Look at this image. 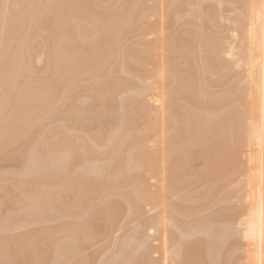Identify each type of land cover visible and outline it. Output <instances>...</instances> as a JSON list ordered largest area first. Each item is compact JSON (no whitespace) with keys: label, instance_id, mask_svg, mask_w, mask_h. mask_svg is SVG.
Here are the masks:
<instances>
[{"label":"bare ground","instance_id":"1","mask_svg":"<svg viewBox=\"0 0 264 264\" xmlns=\"http://www.w3.org/2000/svg\"><path fill=\"white\" fill-rule=\"evenodd\" d=\"M41 1L42 0H0V103H1V105H0V110H1L0 111V127H2L3 123L5 122L4 126L2 127V129L3 128L4 129L2 130L0 128V130H2L0 132L2 133L4 130L5 131L9 130L8 124H9V126H11L13 124L12 121L15 122L14 126H16L13 129L11 128L12 127L11 126L10 127L11 130H9L8 132L4 131L3 132L4 135L0 133V152L1 151L3 152L5 150H7L9 147L13 146V144H15V142L17 140L18 141L20 139L22 140L21 137L23 134H24V136L31 134V133H29L30 131L32 132V130H30V129H33L35 126H37V125H35L36 123L37 124L40 123V124H38L39 125L38 127H40L41 123L44 120L43 118L51 112H48L47 114L45 113L44 115L42 113L48 111L51 108V106H53L54 104H57V102H58V104L60 102L62 103L61 100L62 99L64 100L65 96H67V94H68V93L65 94L67 91L64 93V90H66V89L69 90L68 88L71 85H75V86L78 85L77 83L79 82V80H78L79 76H81V77L87 76L88 77L89 75L90 76L92 75V76H94L93 77L94 78V81H93L94 84L92 86V83H90L91 85L90 84L88 85V89H89V87H90V89L89 90L86 89L87 91L86 90L85 91L87 93H88V91L91 93L90 90H92V92L98 97V98H96V100L100 99L101 101H103V98H105V95L106 96L110 95L109 97L111 100V98L112 97L114 98V96H117L115 94H118L120 91L121 92H128L127 93L128 96L135 95L137 97L134 98L135 101L131 102V106L129 107L130 110H128V108H127L128 105L127 106L124 105L122 97L120 95V99H119L120 104H118V105H121V107H123V105H124V107L121 108L119 106V108L121 110L122 109L124 110L126 107V109H127V111L125 110L126 113H123V112L122 113L127 114V115L129 113V118H128L129 120H131L130 115H132V116L134 115L133 120L137 119L136 116H141L139 114L144 115V117H139L142 119L144 118L143 123L141 125L140 124L138 125L139 122L137 123L136 121L135 122L137 123V125H135V126H133L134 124L131 125V123H133L134 121L133 122L130 121V123L128 124L127 122H129V120L126 119L128 117L127 115H124L125 117H123V119L124 118L126 119L123 121V123H125V125H126L125 127L123 126L122 123H121L122 125H118V123L116 122L119 129L116 126V124L114 126H115V128L117 127L116 129L119 132H121L122 129L125 128L123 130V135H121V136H120L118 131H116L114 133L115 130H114L113 126H112L113 129H112V133H111V130H110L111 127L107 123L109 125V127L107 126L108 127L107 128L103 124H100V127L98 126L99 130H97V134L93 137V138H95L94 141H96L97 139L103 138L104 142H105V138L103 137L104 134L109 135V136H105V137H107L106 140L107 139L109 140V141L107 140L105 143L108 145H113V146H114V144H116L114 142L118 141L117 147L115 146V148L114 147L112 148L113 150L117 149V151H118L117 153L115 152L116 150L115 151L111 150L112 146H110V148H109V147H107V145H104L105 143L104 144L100 143V144H103L102 145L103 147L106 146L108 148V150L110 149L111 150L110 152H115V154H116L114 156L115 160H113V161L111 160L112 162H115L113 164H116V169H112L113 164L110 163L111 161L109 162L111 165L108 164L111 166V169L113 171H115V170L119 171L120 170V171H124L127 173L134 171V173H132L134 175L133 180L130 179L132 177H131V175H129V173L128 174L123 173L124 175H126V174L129 175V176L126 175L127 179L128 178L130 179V180L128 179L127 181L132 180L130 183L133 186V187L132 186L131 187L133 188L134 193H131L130 189L127 188V186H130L131 184L130 183L125 184V179L121 180L122 177H119L117 179L115 178L118 182L114 179L116 181V182L114 181L115 182L114 183L112 181L113 177H112V179H111V177L109 178V176H108L109 172L108 171H110V166L108 167L109 169L107 168L108 165H106V167H104L108 171H106L103 167H102V169L104 171H102V169H101L102 173H107L108 180L111 179V181H109V182H113L110 185L113 187L114 186L116 187V189H117V190L115 189L116 190L115 193H117L116 196L120 195L121 190H122L121 194L124 196L123 192L127 189V191L129 190L130 192L125 191L128 194L127 195L125 193L127 195V196L125 195V197L128 198L127 201L130 199L131 201H129V202H131V203L133 202V204L129 203V205H130V207H129L130 211H129V209H127L128 208L127 205L124 208V205H123L121 200L116 199L119 201L118 204H120V201L122 203V205L120 204V205L116 206V205H114L115 201L111 199L113 197L110 198V200L114 201L112 203L114 206L112 207L110 204V206H111V208H113V210L109 207V209L113 213L112 215L110 214L112 217L110 216L111 218L109 217L108 221L105 218V220H106L105 222L107 223V224L106 223L105 224H106V226H108L107 231H109V233H110V231L113 232L115 225H117L115 221H116V218L120 215V211H117L120 209L119 206H121L122 209H124L122 213H124V211L128 210L127 211V212H129L128 216H127L128 218H129V215L131 212H132L131 214L134 213L135 215H138L136 217H139V216L145 215V213H146V211H148V209H149V211H152V209H156V208H158L160 210L159 212H156L157 213L156 215L155 214H154V216L151 215L152 217H150L148 219L145 218L144 221L142 222V225L140 224V226H142V230L141 231L139 230L140 234L138 232H137V234L140 235L139 240H141V238H142L141 243H143V249L141 251H139V254L137 253L138 255L136 254L137 259L134 260L135 262L133 261L134 262L133 264H161V262H159V259H158V261H156V259L154 260L153 259L154 257L152 256L153 253L158 252V251H155V249L157 247L153 246L152 245L153 243L152 244L149 243L150 239H152L154 237L151 236L152 237L151 238L150 236L148 237V234H146L147 236L144 234V231L146 232V230H149V229L156 231L157 235L161 231L164 232V236H165L164 241L166 242L165 246H164L165 249H163L162 247H160V249L162 251L163 250L165 251L164 252V254H165L164 257H166L165 258L166 259L165 264H171V262H173V264H175V263H177V264H230L231 261H234V264H264V0H236L237 3H238V1L240 3H243L244 6H242V7H244V8L241 9L242 10L241 13L237 12V13H239V15H237L235 18L233 17V19H232V22H231L232 25H231V28H229V29L231 32V37L233 38L232 39L233 43H231L232 42L231 41V42H229V44L228 43L224 44V42H227L226 41L227 39H225L223 36H222V38L225 39L224 42L222 41V39H220L219 36L214 37L213 34H212L213 36H211V37L210 36L205 37V39L206 38L209 39V37H210V39L212 38V40L209 39L210 42H208V40H206L208 43L205 42V40L199 36V38L200 39L202 38V39H201V44H198L195 40V38L198 37V34L196 37H194L195 35L194 36H192L191 34L189 35L192 39L194 37L193 40L196 42V44H193L194 41H190V42L187 41L188 39H186V41L185 40L181 41L182 38L179 42L169 41L168 36L165 35L166 33L165 32L163 33V28L165 27L164 22H165L166 18L168 17L167 14L169 13V11H167L166 12L167 14H164V16L161 17V23H162L163 17L164 18L166 17L165 20H163L164 22L162 24H157V22L156 21L154 22L153 20H152L153 22H151V21L145 22L146 20L144 19L145 16H148L147 12L149 10L150 11L154 10V6L161 7L164 9L166 4H164L163 0H154L155 2L152 0L154 3L158 2V1L162 3V6L159 5L158 3H156V4H158L159 6L156 4L154 5L152 3L153 8L151 7L152 5H150L151 8L148 5H146V2H149L151 0H149V1L148 0H123L122 4H120L121 3L120 1H122V0H113L114 1L113 5L111 4V7L107 8V10L103 13H99L96 11L98 8V6H96L97 5L96 2H98L97 0H43V1H45L44 4H41ZM99 1H101V0H99ZM228 1L232 2V0H228ZM228 1L225 0L224 3L228 2ZM177 2H178V7H179L182 2H185V0H170V4H169L170 6L169 7L167 6L166 9L168 10L170 8L171 9L170 12H172V10L174 9L173 5L175 7ZM187 2H188V0L186 1V3ZM203 2H205V1L204 0H197V2L193 4V6L191 5V7H192L191 11H194V10H196V8H199V7L202 8ZM217 2H218L217 4L219 6L223 5V3H222L223 0H217ZM188 3L191 4L190 1ZM234 3H236V2H234ZM218 5H215V6L218 7ZM241 5L239 7H241ZM178 7L176 6L175 10L177 9L179 11L180 9H178ZM236 7L234 8V10L239 8V7H237V8ZM216 8H213V10H210V11H212V14H213V15L212 14H210V15L214 16V12L217 13V10L214 11V9H216ZM151 9H153V10H151ZM222 9L224 10L223 7H222ZM45 10L49 13L51 11H53L52 12L53 14L55 12V15H57L56 19H54L55 15H53V14H52L53 19H51L52 22L49 20V18H47V19L44 18L45 17L44 16ZM159 10H160V8L158 10H156V12L157 11L159 12ZM219 10H220V8H219ZM223 10H221V12ZM203 11H206V12L203 13ZM162 12H164V10ZM209 12L207 10H204V9L201 10V15H199L198 17L201 21L203 19L202 23L205 21L203 16H206V15L210 16V15H208ZM218 12H220V11H218ZM153 13H155V12H153ZM174 13H177V12H174ZM179 13L180 12H178L177 16H175L176 19H177V17H179V18L183 17V16L181 17L180 16L181 14H179ZM159 14H160V12H159ZM159 14L157 16H159ZM190 14H191V16L193 15L192 12ZM218 14L220 15L221 13H217V15ZM160 16H161V14H160ZM49 17H50V15H49ZM169 17H170V15H169ZM173 17H174V15H173ZM216 17L217 16L213 17L212 18L213 20L210 17H208L209 19H211V21L208 20V18H207L206 19L207 23H209L208 21H210V23L212 22L216 26L217 21H215V20L216 19L218 20V17L217 18ZM223 17H224V15L221 18H223ZM155 18H154V20H155ZM214 18H216V19H214ZM136 19H138L137 22L135 21ZM159 19L160 18H158L156 20L159 22ZM45 20L46 21L49 20L48 22L49 23L51 22V23L47 24ZM206 21L204 23H206ZM201 25H198L197 28L202 29L204 27L202 29V31L207 29V28H205L206 26L204 24L202 25L203 27ZM125 27L126 28L129 27L130 29H128V28L125 29ZM124 30H126V31H124ZM126 32H131V33L134 32L136 34L135 37L136 36L138 37V38L136 37L137 40L134 42V45H133V43L130 44V45L136 46V47H134V49H135L134 55H133V51H132V55L134 58L130 55V53H128L130 55V56L128 55L129 58H127L128 56L125 57V54L123 53L124 58H126V59L123 58L124 60H122V61L121 60L118 61V59L117 60L115 59V61H113L112 60L113 53H116V51L119 47V44H123L121 42H122V40L124 38V34ZM152 34L153 35L157 34V37H154ZM199 34H200V32H199ZM128 35H130V34H128ZM148 35L153 36V39H150V37L148 38L147 37ZM217 35H221V34L217 33ZM135 37H134V39H135ZM190 37H189V39H190ZM228 37H230V36H228ZM130 38H132V37H130ZM199 38H197V40ZM125 40H127V39H125ZM166 40H168V43ZM228 40H230V38ZM234 41H238L239 44L236 43V44H238V45H236ZM197 44L199 45V49L201 48L200 51L198 50L197 46L194 47V45H197ZM210 44L214 45V47L212 46L214 48V50L209 51L210 53H212V55H213V53L215 54L214 56H211V58H210V61H211L210 65H212L214 67L208 66L210 61L207 59L206 54H205L206 50L209 49V46H211ZM128 45L129 44H126V47H128ZM133 46H132V48H133ZM121 47H122V45H121ZM212 47H211V49H212ZM37 48L40 49L38 54H37V51H38ZM121 49H123V48H121ZM119 51H121V50H119ZM119 51H117V53H116L117 56L119 54L118 53ZM128 51H129V49H128ZM121 54L119 56H121ZM207 56H208V54H207ZM225 56L231 60H235V65H237L239 68L240 67L244 68V70H243L244 75L242 76V74H241L242 80H238L239 82L235 81L236 82L235 83L234 81L232 82L231 81L232 79H231L230 80L231 85H233L231 88H233V89H231V90L226 89L225 91L224 90L222 91V89H221V91L218 92L219 93L218 98H216V99L214 98L212 101L207 100L205 98H208L211 95V93H208V91L210 89L208 90V87L206 88V84L204 82L205 79L203 78L204 77L203 74H205V73H203V72L204 71L207 72L206 70L209 67H211L212 69L213 68L216 69V67H215L216 65H219L220 67L223 68V66L227 63V62L224 63V61H226L227 58H226V60H223V62H222V58H224ZM114 58H116V57L114 56ZM43 59H44L43 62L45 63V65L44 64H42V65L44 67L42 65H41L42 68L41 67L37 68L38 66L35 67V65H34L35 62L36 61H37L36 63L42 62L41 60H43ZM120 59H122V58H120ZM206 60H208V61H206ZM110 61H112L111 63L114 62V65L112 64L114 67L108 65L109 71H108L107 75L106 74L102 75L100 73L101 70H99V67H101V65L107 66V64ZM117 61H118V64L116 63ZM129 61L135 62V64H137V67H133L132 63H130ZM207 62H208V64H206ZM115 63H116V65H119L118 69L120 67L123 68V69H119V70H122V71L128 73V75H130L134 78L136 77V79H138V80H135L137 83L140 80L141 83L140 82L138 83V85L140 84L139 86H141L140 88L138 86V88L140 90L137 89V87H135L134 85L132 86V82L128 81V79H126L125 77H122L121 73H119L121 75H118L119 70L117 71V73H112L115 70L114 69L116 66ZM135 64H133V65H135ZM36 68L38 69V71L40 69L41 73L40 72L39 73L41 75L43 73L44 76L43 75L37 76L36 73L38 71L36 70ZM105 68H107V67H105ZM217 68H218V66H217ZM116 69H117V66H116ZM212 69H208V70L210 71ZM114 72H116V71H114ZM109 73H111V74H109ZM238 74L240 76V73H238ZM122 78H124L125 80ZM108 79H109V81H108ZM80 80H82V78ZM130 80H131V78H130ZM228 83H230V82L228 81ZM176 84L179 86V88L176 86ZM82 86L84 87V85H82ZM82 86L80 85L81 90L83 89ZM174 86H175V89H174L175 91L177 88V90L185 91L186 93L185 92L184 93L187 95L182 97V98L181 97H176V98L174 97L173 98L174 93H172L171 90L173 89ZM224 86H225V84H224ZM78 87H79V85H78ZM132 89H134L135 92ZM62 91H63V93H62ZM75 91H76V89H75ZM121 92H120V94H121ZM71 95L73 96V94H71ZM86 96H90V95H85V97ZM109 97L106 99L109 100ZM215 97H217V96L215 95ZM113 98H112V100H113ZM177 98H180L181 100H179ZM174 99H176V100H174ZM125 100L127 101V97ZM128 101H130V100H128ZM84 102H85V100H84ZM111 102H113V101H111ZM156 102H160V104L157 106ZM82 103H83V101H82ZM95 104H96V102H95ZM90 105H92V104H90ZM90 105H88V106H90ZM101 105L105 106V104H103V103ZM54 106L58 107L56 105H54ZM93 106H94V103H93ZM98 106H100V104ZM107 106H109V104ZM114 107H115V103H114ZM110 108H112V107H110ZM53 109H54V111H52V112H55V109H57V108H53ZM94 109L95 108H93L92 111H95ZM79 110L80 109H78V111ZM82 111H83V109H82ZM10 112L12 113V115ZM101 112H103V110ZM111 112H118V110L115 111L113 109V111L111 110ZM55 113H57V112H55ZM89 113H88V115L90 116ZM82 114H84V113L82 112ZM92 114H93V112H92ZM14 115H15V117H14ZM9 116L14 117L15 119L11 117L13 119L12 120L11 118H9ZM70 116L73 118L74 114H73V116H72V114H70L69 117ZM75 116H77V115H75ZM47 117H50V116H47ZM72 118H70L69 120H71ZM19 119H20V121H19ZM41 119H43V120L41 121ZM79 119H82V118H79ZM92 119H94V118H92ZM5 120H7V121H5ZM46 121H47V119H46ZM59 121H62L63 123L62 122L60 123ZM64 121H66V120L65 119L63 120V118L61 120L59 119L57 122H59L60 124L54 123L55 128L52 124L50 127H51V129H53V128L54 129L50 130V131L48 130L49 131L48 134L45 131L46 135L44 134L43 131H42L43 133L40 132V134L41 133L44 134L45 136H47V138H44V139L42 138L43 141L42 140L40 141V143H42V144L39 145V140L41 139V138H39L40 137L39 136L40 134H39L38 135L39 137L38 136H37L38 138L36 137L37 139H39L38 144L34 143V145H28L30 147L34 146V147H31L32 149L30 148V153L27 154V151L29 152V149H28L25 152L26 153V155H25L23 152L24 150H22L23 154L25 155L24 157L27 156L26 158H28V155H30V157H31V154H33V153L35 154V152L37 153L38 151H41V153H42V150H43V152L46 150L45 152L49 153L50 157H54L53 160L51 159L52 161H56L55 158H57V159L60 158L63 161L65 160V157H67L68 160L71 159L69 161H72V163L70 162L68 164L70 166L69 169L72 167L73 170H74V167L76 169V165L79 163V161H81L83 159H85L86 162L89 161V163H87L89 165L92 161L87 160V159H90L91 157L93 158V160H94V158L99 159L101 157L99 155L103 152L97 150L96 148L98 146H96V148H95L94 145H96V144L93 142H92V144L94 147L92 145H91V147H93V148L90 147V143L87 141L86 136H85V135H89L87 133L88 131L85 132L87 134L84 133L85 135L82 134L83 136L80 135V137H78V131H81L80 128L77 129V127L75 128V126H74L75 129L73 127L68 128L69 125H67L68 126L67 127L64 124ZM99 121H100V119H99ZM105 121H106V119H105ZM107 121H108V119H107ZM7 122H9V123L7 124ZM102 122H103V120L101 121V123ZM65 123L68 124L67 122H65ZM5 126L8 128H6ZM32 126H33V128H32ZM52 126H53V128H52ZM77 126H79V125H77ZM120 126H121V129H120ZM122 126H123V128H122ZM139 126H141L140 129H138ZM42 127L43 126L41 125V128ZM46 127H48V126H46ZM50 127H48V128H50ZM136 127H137V129H136ZM104 128H105V130H104ZM36 129H38V128L36 127ZM70 129L75 131L73 135L71 133L73 131L71 130V132H70ZM108 129L110 132L107 131ZM45 130H47V128ZM95 130L96 129H94V131ZM38 131H39V129H38ZM68 131L71 134H68L69 133ZM106 131H107V133H106ZM210 133L211 134L214 133L215 136L210 137ZM117 134H118L119 140L117 139L118 137H116ZM44 135H42V136H44ZM49 135H52V139H54L55 141L54 140L51 141L50 140L51 138L49 139V137H50ZM74 135H77L76 137H78V139L81 137L82 138L84 137L85 140L87 141V142L86 141L84 142V139H83L84 143H81V145H80V147H83V144H85V143H86L85 145H87V146L89 145L88 147H86L85 145L83 147V150L85 147L88 148V150L86 148L84 150L86 152L85 153L86 157H83V156H85L84 153L83 152L81 153V151H79L82 148H79V150H77L78 148L76 149V147H77L76 142L77 141H74V140H76L75 139L76 137ZM97 136L98 137L102 136V137L98 138ZM206 136L207 137L209 136L210 138L207 139ZM90 137H91V134H90ZM91 139H92V137L89 138L88 140L91 141ZM72 140H73V142H75L76 146L73 145L74 143L72 142ZM97 141H98V143L101 142L99 140H97ZM111 141H112V144L109 143ZM197 141H198V146H199V144H202V146L200 145L197 148V143H196ZM207 141H214L216 143L214 145H212V144L209 145V143H207V146H205L204 143ZM77 144H78V142H77ZM36 145H38V146H36ZM41 145H43V149H42V147H39ZM7 146H9V147L6 149L5 147H7ZM102 146L100 145V148H103ZM35 147H39V149H36ZM200 147H202V148H200ZM33 148H35L37 151L36 150H34L35 152L32 151ZM199 148L201 149V151L205 152V154L203 152H201V154L203 153V155H205V156L201 157V158H204V160L202 159L204 162L201 161L202 162L201 164H203L204 167H206L204 170H202L203 171L202 174L205 175V177H207L206 175H208L209 173L214 174L213 175L214 177H216V176L218 177L219 175H221V176H219L220 178H217V177L213 178V176H212L211 177L212 179L211 178L208 179V181H210V183H208L209 186H207L206 189H204L202 192H200V191L195 192L196 194H193L194 191L187 192V194H185V196H183V200L184 201L187 200L185 202H188V200L190 201L192 199L195 201L194 203H196V204L199 203V205H200V202L199 201L197 202V200H200L203 202L207 201L206 203H208V206H207L208 208L205 207L206 203H203L200 205L201 209L204 207L202 211H204V209L205 210L209 209V200L214 199V200H212V202L214 201V203H216L215 200H217V202L220 203L221 207L219 206V208L217 210H215L216 214L214 215V217L212 216L213 218H215L217 220V224H215V226H212V227L211 226L207 227L206 226L207 223H206V225L203 223H198V221L196 219H192L193 217L190 216L191 215L190 213H192L193 216H196V215H194L195 212L198 213L201 210L200 207H198V204H197V208L199 211H197V208H195L196 206L194 207V205H193L191 207V208H193V210L190 211V213H188L189 209L188 210L186 209L187 207H186L185 202H183V203L185 204L184 207H186V208H183V205H181L180 203L173 204V205L171 204L168 206L166 205L168 203V202H166L167 201L166 199L169 198V196L167 198L168 193L170 195H171V193L174 194L175 190H178L177 187L180 190H185L187 188L186 186L189 185L188 184L189 180L187 181V179H190L194 176H196V178L201 176V174H200V176L198 175V177L195 174L193 175L192 170H191L193 168V166L195 167V165L193 163H194V156L196 154H193V153H195V151L197 153H199L200 152ZM64 150H65V152L67 151L66 154L64 153ZM93 150L96 152L93 153ZM90 151H92V152H90ZM2 152L0 153L1 157H2V154L5 155L7 153L6 155L7 156L9 155L8 158L9 157L11 159L16 158V161L18 160V158L20 159V155H21L20 153H19V156L16 155L18 153H15L14 154L15 156L13 157V153H12L13 151L10 154H9L10 151L9 152L5 151L4 153H2ZM31 152H33V153H31ZM56 152H58V155L56 154ZM78 152L80 154H78ZM87 152L91 153V154L88 155ZM97 152H98V154H97ZM206 152L208 154L211 153L214 155V157H213L214 158L213 160H215L214 162H212V160H211L212 163L210 161H208L210 159H208L209 157L206 155L207 154ZM38 153H37V155H38ZM41 153H39V154H41ZM107 153L108 152L106 151L105 154H107ZM34 154H33V156H35ZM49 154H47V155L49 156ZM81 154H83V155H81ZM93 154L95 157L93 156ZM95 154H97L98 157H96ZM105 154L103 153L104 157H105ZM59 155L61 157H64V156L65 157L61 158ZM78 155L82 156V157H79ZM40 156H42V154ZM78 157L80 160L78 159ZM104 157L100 158L99 161L97 160V162L99 163L100 160L105 159ZM22 158L23 157H21V159ZM33 158L34 157H31V159H33ZM81 158H83V159H81ZM1 159H6V158L4 156ZM44 159L47 160V158H44ZM60 159H58V161ZM211 159H212V157H211ZM34 160H35V162H34ZM37 160H38V158L37 159L34 158L33 161L30 160V162L32 161L30 164L33 166V163H35V164L38 163V162H36ZM46 160L44 163H48V161L46 162ZM51 160H49V162ZM75 160H77L76 161L77 164H74V166H71V164H73V162ZM192 160H193V162H192ZM58 161H56V162L59 163ZM245 161L246 162L248 161L249 165L246 166L247 163L245 164ZM42 162H43V160H42ZM61 162H60V164H61ZM86 162H84V161L81 162L83 164L80 165L81 166L80 169L82 168V166H83V168L85 167ZM95 162H96V160H95ZM95 162L93 161V163H95ZM103 162H105V160H103ZM81 163H79V164H81ZM60 164H59V166H61ZM188 164L189 165L193 164V166H190L191 168H188V166H189ZM216 164H218V166L219 165L224 166V169L222 168L223 169L222 170L221 168H219L220 170H217L216 166H215ZM24 165L25 164H23V166ZM27 165H29V163ZM27 165H25V166L28 167ZM50 165L52 166V164H50ZM203 165L201 167H203ZM208 165H210V168L207 167ZM172 166H177L178 167L177 171L174 172V169ZM29 167L31 168L30 165H29ZM35 167L37 168V166H35ZM48 167L49 166H47V169H49L51 171V169ZM128 167H129V170H128ZM177 167H174V168L176 169ZM18 168H19V166H18ZM22 168H24V167H22ZM42 168H43V166H42ZM52 168H54V167L52 166ZM96 168H93V169H96ZM196 168H197V166H196ZM125 169H127V171H125ZM130 169H132L133 171ZM143 169L144 170L146 169L147 172H149L146 174L148 177L145 175L146 170H145V172L141 171L142 173L139 172V174H141V175H138V173L137 174L135 173L136 170L138 171V170H143ZM170 169H171V171H173L171 174L169 173ZM12 170H14V169H12ZM46 171H47L46 172L47 174H45V175H48L49 171L48 170H46ZM64 171H67V170L64 169ZM77 171H78V168H77ZM80 172L82 174L81 176L85 175L84 172H82V171H80ZM92 172L94 173V171H92ZM98 172H99V170L97 172L95 171V174ZM115 172H111V175H112V173L115 174ZM176 172H178V173H176ZM66 173H63L62 171L59 173V171H58V175H57V173H55V174H49L47 176L49 178V176L51 175L50 178H52L53 175H55L53 177L54 179L52 178L51 181L53 180L52 181L53 183L54 182L57 183V181H59L61 179V177H58V178H56V177L61 176L63 174L62 179H64V180L63 181H62V179L60 180V182H61L60 186L63 185L64 188L63 187L62 188L64 190H60L62 188H60L59 185L58 186L60 189L56 188L57 186H52V187L56 188L53 190L54 196L56 198H53L54 196H53V191L51 190L52 188L50 189V193H51V195H50V193H48L49 190L47 189V187L45 185V184L51 185L52 183H45L44 182L43 185L40 184L38 186V184L41 183L42 181H47L48 180L47 177H46V179H47L46 180L45 178L42 179V178H39V176H37V179L39 178L40 181L33 178V177H31V178H33L31 181H30V179H27V177H26V179L22 178L21 181L19 180L20 181V182H18L20 184L19 186H21V183H22V184H24L23 186L25 188V185L28 183V181L30 183V182L34 181V179H35L34 182H36L35 186L37 184V186H36L37 188L34 186L33 187L36 188L34 190V193L36 194L35 195L36 199L34 200L33 197H30L32 195H29V197H27L28 199H26V202L28 200L30 201V198L33 199L32 205L34 204V206H31L32 209H33V207H36L35 203L37 204L39 202V200H42V202H43L44 199L50 198V200H47L46 202L51 201L50 203H53L54 205L52 204L53 205V207H52V205L48 204L49 203L48 202V203H46L48 206L47 205L46 206L48 208L50 205V210L52 211V208H55L54 206H58V204L60 203V200L58 197L61 196L62 198H60V199L62 200V202H65L63 204H65V205L67 204V205H66V207H64V205H62V203H61L60 206H58V207L62 206L61 208H59L60 210L63 207L67 208V207L72 205L71 208L72 209L74 208L75 210H71V211H73V212L76 211L79 213L81 212V214H82V213L86 212L85 211V205L88 206L87 200H89V199L87 196L89 194L94 192L93 195H91L94 197L91 198V196L89 195V198H91V199L94 198V200H96V197H102V194L108 192V189L112 190V188H113L109 185L108 189L106 188V191L104 193H103L104 190L102 191L101 196H99V194H95V190H98V188L97 189L96 188L89 189L92 191H91V193H87V192H85L87 190L86 187H85V190H83L84 187L82 185L85 184V182H86L85 179H87L85 176L88 175L89 173L83 177L84 181H82L80 179L81 176H80V173H78V172L76 175H77V177H79L80 180L77 177L75 179L74 178L75 176H70V175H73V174H71L73 172H70L68 175ZM102 173L99 172V175H98L99 176L98 178L101 181L103 178H106V174L102 175ZM194 173H196V172L194 171ZM65 174L69 178H66L67 176L63 177ZM95 174H93V175H95ZM119 174L123 175L120 172H119ZM142 174L146 176L145 177L146 179L149 178V179L154 180L155 183L154 182L151 183L152 185L150 187V185L144 179V176H142ZM237 174H240V176L238 175L239 177L237 176L238 178L236 177ZM104 175H105V177H103ZM124 175H123V177H124ZM182 175H183V177H182ZM71 177H73V178L71 179ZM88 177H90V176L88 175ZM181 177L183 179H181ZM232 177L235 178L234 179L235 184L232 181V179H233ZM196 178H194V179H196ZM229 178H232V179H230L228 181ZM41 179H42V181H41ZM57 179H59V180H57ZM66 179H68L67 183H65L67 181ZM92 179H93V177L92 178L90 177V179L87 180V183H88V181H92ZM99 179H97V176H96L95 180L90 182L89 185H91V183L97 182ZM192 179H191V181H192ZM213 179L217 180V182H219L221 180H223V181L227 180V181H225L224 183L219 182L220 184L216 185L214 182L215 180H213ZM22 180H24V181H22ZM25 180H28V181H25ZM121 181H122V187L124 184L125 185L129 184L126 187L124 185V188H123L124 190L121 189L122 188L121 186H119V185H121L120 184ZM23 182H25V183H23ZM34 182H32V183H34ZM37 182H39V183H37ZM78 182H80V183H78ZM83 182H84V184H83ZM81 183H82V185H81ZM116 183L119 184L118 188L120 187V189L117 188ZM236 183H237L236 187L238 188V185H239L240 188L235 189L234 188L235 186L234 187L232 186V184L236 185ZM2 184H3V182H2ZM41 185L42 186L45 185L46 189L48 190V191L45 190V192L48 193L47 195L49 197L47 195H45L46 196L45 198L41 197L42 193L44 192V189L42 190L43 192H41V189H40ZM65 185H67V186L65 187ZM77 185L82 187V190L80 191L81 193L88 194L86 197L85 196L82 197V198H84L83 200L85 201V203L82 202V205H84V207L80 206L81 205V203L79 201L80 197L78 198L79 200L77 199V194L79 192L76 191L77 194H75L76 196H74V197H76V200H77V202L75 201V203H76V205L74 204L75 206L73 204H71L72 202H74L75 198L73 196L71 197V194H70V196L68 195V193H71V192L75 193V187H76V189L78 188ZM101 185L99 183V186H101ZM23 186H21V188ZM93 187H94V185H93ZM114 188H113V190H114ZM202 188H203V186H202ZM0 189L3 191L4 194L3 193L2 194L4 196L7 195V196H5V198H9V196L12 195V192L14 191L12 188L13 191L11 192V189L9 190V188L6 187V185L2 186ZM27 189H28V187H27ZM39 189H40V191L37 192ZM100 189H101V187H100ZM59 190H60V192H59ZM65 190H66V192H65ZM173 190H174V192H172ZM16 191L17 190H15V192ZM24 191L26 192V188ZM24 191H22L21 195L23 194V196H26V195L28 196V193L25 194ZM62 191H64V193H66L67 195H65V194L63 195ZM118 191H119V193H118ZM27 192H29V191H27ZM111 192H110V194H111ZM5 193H7V194H5ZM17 193L18 194H16V195L10 196L11 198H13L15 196L10 201L12 203H14L15 199H17L18 200L17 205H20L21 202L24 201L23 198L25 199L26 197L21 196V199H20L19 192H17ZM29 193H31V191ZM32 193H33V190H32ZM37 193H39V194H37ZM56 193L58 194L57 196H56ZM130 194L132 196L133 195L134 196L133 197L129 196ZM3 195H1L0 198ZM17 195H19V196L17 197ZM38 195H40L41 199L39 198ZM104 195L106 196V195H108V193L104 194ZM64 196H66V197H64ZM38 198H39V200H38ZM65 198H66V200H64ZM72 198H74V200ZM126 198L124 200L127 203ZM101 199H103V198H101ZM69 200H70V202H68ZM1 201L3 202V198ZM31 201H30V203H27V204L24 201L26 205H29V206H26V205L25 206L29 208L31 205ZM35 201H37V202H35ZM236 201L240 202L241 206L238 205V202H236ZM42 202H40V203H42ZM66 202L70 203L71 205H69ZM102 202H103V200H102ZM94 203H96V201ZM106 203L105 204L107 206L105 205L106 208H105V206H103L104 209H107L108 203H111V201L107 200ZM22 204L24 205V203H22ZM221 204H223V205H221ZM17 205L16 206L14 205V208L15 207L18 208ZM0 206H2L1 202H0ZM20 206H19V208H20ZM25 206H23V208H25ZM42 206H41V208L38 207V208H40V210L42 209V212L41 211L39 212V211H37V208H34L36 210L33 213L37 214V216H36V214H34V217L35 216L37 217V218L35 217L37 222L39 221L38 217L44 218V216H43L44 208H42ZM189 206H190V204H189ZM114 207H116L115 213H114ZM21 208H22V206H21ZM82 208H84L83 209L84 211L83 210L81 211ZM95 208H97V206ZM145 208H146V210H145ZM9 209H10V207H9ZM11 209H13V208H11ZM55 210H54V212H55ZM67 210H65L66 213H67ZM17 211H18V209H17ZM93 211H95V209ZM101 211H100V213L103 214ZM193 211H195V212H193ZM10 212H11V210H10ZM19 212H20V209L18 211V214H19ZM24 212L20 213L21 215L23 214L22 217L24 220H20L22 218H20V219L18 218L20 216V214L19 215L17 214L18 216L16 215L17 218L14 217V214L16 212L13 213L12 217L18 219L21 222L25 221V220H27V218H30L31 212H30V209H29V211H27V212H29V214H27V212H25V213ZM54 212L53 211L48 212V210L46 212V210H45V214L47 213L46 215L47 216L49 215L47 217V219L45 216V219L48 220V222L50 221L49 218L53 220L54 215L56 214V216H57L58 210H57V212H55V213ZM61 212L64 213L63 209L61 210ZM73 212H72V214H73ZM76 212L72 215V219L74 216L75 217H76V215L78 216V213H76ZM89 212H91V211H89ZM69 213H71V212H69ZM26 214L29 216L26 217ZM38 214H40L42 216H40V215L38 216ZM88 214H91V213H88ZM92 214H94V213H92ZM183 214H184L185 219H186V217L188 219V216H189V218H191L192 221H191V219H189V222H187V223H190V227H188L189 224H187L188 226L186 224H184L188 227L186 230L187 231L186 233L184 231L183 232L181 231L182 233H178L177 230H180L181 226L184 227V225L180 226L181 222H183V223L186 222V221L184 222L185 219H183V221H180L182 219L179 220V218H180L179 215H181V218H182ZM207 214H209V213H207ZM211 214L212 213H210V216H211ZM63 215H65V214H62V217H63ZM67 215H69V217L71 216V214H67ZM86 215L87 214H85V216ZM124 215L126 217L125 213H124ZM58 216H61V215L59 214ZM88 216L90 217V215H88ZM103 216H105V215L103 214ZM207 216L209 218V215H207ZM64 217H66V216H64ZM81 217L82 216H80V219H81ZM9 218H8V220H9ZM35 218L33 220H35ZM43 218L40 219V222H45V221H42ZM67 218H68V216H67ZM83 218H87V217H83ZM118 218H120V216ZM199 218L200 217H198V219ZM16 219H14V220H16ZM72 219H71V221H73ZM99 219H100V221H102L101 217ZM120 219H122V218H120ZM2 220L4 222L3 217H2ZM14 220H12V221H14ZM29 220H31V218ZM63 220H61V222ZM97 220H98V218H97ZM10 221L11 220H9V222L4 223V224H7V226H8ZM16 221H14V222L16 223ZM65 221H66V219L63 222L65 223ZM76 221H78V218L73 222L74 224L72 223L73 224L72 228L75 225V227L78 229L77 230L75 227H74L75 229L73 228L74 229L73 235L76 234V235H74L76 237L75 240L78 241V239H77V236H78L77 233L78 232H79L78 234H80L79 235L80 239L86 237L87 235L89 237L91 235V233H90L91 231L90 230L88 231V229H87L89 227L88 223H85V221L80 222V220L78 222H76ZM206 221H204V223ZM52 222H54L53 224H55L56 221H52ZM66 222H69V221H66ZM75 222H76V224L77 223H80V224L76 225ZM83 222L85 224V225L84 224L83 225L86 226L87 228L86 227L84 228V226H82ZM193 222H195V224H193ZM221 222H223V223L221 224ZM17 223H20V222H17ZM32 223H33V221H32ZM64 223H61V226L64 225ZM119 223H121V222H119ZM20 224L23 225L22 223H20ZM19 225L13 224V225H9V226H14V229H15V226L17 227ZM119 225H117V226H119ZM3 226H5V225H3ZM30 226H32V225H30ZM42 226H44V225H42ZM58 226H60L59 223H58ZM27 227H28V225H27ZM53 227H54V229L52 231H54V233H58V231H61L62 229H63L64 233L61 232V234H65L66 232H68V230L65 229V227L62 228L63 226L60 228L61 230L59 228L56 229L57 224H56V226L50 225V227H48L49 229L48 228L46 229V226H44V227H42L44 230L42 229V231H41L40 230L41 227L38 228V230L41 232V234L46 231V235L52 236L53 234L51 235V233L47 234V233L51 232V231H47V230H51ZM12 228L13 227H11V230H12ZM23 228H25V226ZM172 228H175L176 231H173ZM34 229H31V231H32V233L34 232L33 234H35V236H37V237L28 233V232H30V229H29V231L28 230L26 231L27 235H29V238H27L28 237L27 235H26L27 237L24 235L25 232H24V234L20 235V237H22L21 238L22 240H20V238L18 236H16V238H15L13 234H12L13 237L10 234L9 235L4 234V235L0 236V238H1L0 239V256H1L0 262H2V264H8V263H10V264H20V263L25 264L27 256H29L31 254L35 256V252L33 251V249H31L29 251L30 252L33 251L34 254L33 253L29 254L28 252L26 254V249L24 251L23 246H25L26 243H28V242L29 243L27 244V246L29 244L31 245V247H29L30 245L28 246V249L35 247L36 249H34V250H36V253H38L40 255L38 258H40L41 256L46 258L44 255L45 252H46L45 253L46 256L50 257L51 253H49V251L52 248L51 245L49 244L50 240L45 238L43 236V234L37 235L36 233H38V232H36ZM5 230H7V229H5ZM5 230L3 229V231H5ZM56 230H58V231H56ZM129 230H132V229H129ZM85 231H86V234L88 233L87 235H85ZM149 233H150V231H149ZM219 233H221L222 239L224 238L223 239L224 241L226 240V238L229 240L231 239V240L229 241V243H227V241H226L225 245H222L223 243L221 244V239H220V244L222 246L216 245V247L221 246L220 247L221 248L220 253L217 254L216 252H218L219 250L215 251L216 247H215L213 241L210 239V237L211 236L214 237L215 234H217L218 237L216 238V241H217V239L219 241V235H220ZM81 234H83L85 236L83 237ZM131 234L133 235V233H131ZM201 234L206 235V236L209 235V238L203 239L202 236L201 237L199 236ZM129 235H130V233H129ZM6 236H7V238H6ZM9 236H11L12 240H14V239L16 240L18 238L17 239L18 241L16 240V242H15V240L14 241L8 240V238L10 239ZM31 236L35 238V240H36L35 244L38 243L37 245L33 244V246H32V242H35V241H31V240L25 241V239L32 238ZM50 236H49V239L52 238ZM68 236H70V233ZM194 236H195V238H194ZM2 237H4V238H2ZM42 237L44 239H47V240H45V242H43L42 240H44V239H41ZM187 237L188 238L193 237V238L190 240H185V238H187ZM213 237H211V238L214 239ZM34 238H33V240H34ZM68 238L70 239L71 236ZM120 239L122 240L121 237H120ZM120 239H119V241H120ZM136 239H137V237H136ZM158 239H159V237H158ZM19 240L21 243L25 241V243H24L25 245L23 244V246H21L22 244L19 242ZM139 240L137 241V243L139 242ZM154 240H153V242H154ZM46 241H48V242H46ZM117 241H118V239H117ZM17 242L20 243V245L19 244L18 245L21 247H19L20 250L18 252H20L21 254L18 252L15 253V251H14V250H18L19 248L11 247V245L12 246L16 245ZM57 242H59V244ZM44 243L47 247H51V248H49L48 251H44V250L42 251V248L48 249L47 247H45V245H43ZM74 243H76L78 245V246L76 245L77 246L76 248H75V246L73 248L72 244H70V242H68V240L66 242H64L63 238H62V240L59 239L54 244L55 249H52V251H55V250L58 251L55 247V245H56L57 247L59 246L58 249H60V251L62 250L63 252H65V254H66V251H68V253H70V255H72V256H73V254L76 255V253L78 254L84 249V247H82V245L85 243H82V245L78 244L76 241H74ZM148 243H149V245H148ZM47 244L50 246H48ZM127 244H126V246H127ZM119 245H121V244L119 243ZM124 245L125 244L123 243L122 246L124 247ZM136 245L138 247V244H136ZM27 246L24 248H27ZM130 246H131V244L128 247H130ZM5 247H7L6 248L7 251H4ZM9 247L12 248L11 250H13L11 252L18 254L19 256L22 255L21 249H23L22 251H24V252H23L22 257H25V258H22V259H24L23 260L24 262L22 260H19V262H17L18 261L17 260L16 261L17 263L15 261H13L15 258H18V255H16L15 257L13 256V260L11 259V261L14 263L10 262V259L7 258L8 254H9V250H10ZM131 247L129 249H132ZM152 247H155V249L153 248L155 252L152 251L153 250ZM71 248L75 249V250H71ZM38 249H40L42 251V253L44 252L43 253L44 256L42 254H40L41 251L39 252ZM123 249H121V250H123ZM126 249H128V248L126 247ZM136 250H137V248H136ZM3 251H4V253H3ZM60 251H58L57 253H60V255L59 254L58 255H59V259L61 260L62 258L60 256H61L62 252H60ZM70 251L72 253L73 252L74 253L71 254ZM109 251L111 252V250H109ZM239 251L242 253H240ZM47 252L49 253V255L47 254ZM123 252L124 251H122L121 254H123ZM159 252H160V250H159ZM237 252H239L240 254H238ZM68 253L66 254V256L69 255ZM118 253H120V251H118ZM131 253L132 252H130V254ZM150 253H152V255H150ZM15 254L11 253L10 255H15ZM62 254H64V253H62ZM110 254H108V255H110ZM121 254H119V255L121 256ZM130 254H129V256H130ZM24 255H26V256H24ZM55 255H56V253H55ZM55 255L54 256L52 255L53 256L52 260L54 259L55 260L54 262L57 261V263L60 264V261L58 262V260L55 259V258L58 259V256L56 255V257H55ZM70 255H69V258H70ZM108 255H107V257H108ZM133 255H135V254L132 253L131 256H133ZM76 256L78 257V255H76ZM125 256H126V254L125 255L123 254V256H121V257H125ZM5 257H6V259H5ZM42 257L40 258V260H38V258L35 259V257H33V258L29 257L28 258L29 260L27 259V263L30 260H33V261H35L34 263L40 264L41 262H43ZM63 257H64V259L66 258L65 256H63ZM30 258H32V259H30ZM69 258H67L68 263L70 261H72V263L75 264L74 261L75 262L81 261V260L76 261L75 260L76 257L72 260H70L72 257L70 259ZM112 258H113V256H112ZM131 258L130 259L125 258V259L130 260V262H132ZM116 259L118 260L119 256ZM36 260H37V262H36ZM120 260H121V258H120ZM4 261L6 263H4ZM39 261H40V263H39ZM48 261H49V259L46 260V262H44V264H46V263L48 264L49 263ZM106 261H107V259H106ZM109 261H111V260H109ZM112 261H113V259H112ZM31 262H29L28 264H33V262L32 263ZM102 262L103 261L101 260V263L100 262H98V263L102 264ZM113 262H115V261H113ZM120 262H122V261H120ZM162 262L164 263V259ZM231 263L233 264V262H231ZM41 264H43V263H41ZM63 264H66V263L64 262ZM108 264H110V263H108ZM116 264H117V262H116ZM123 264H124V262H123ZM125 264H127V262Z\"/></svg>","mask_w":264,"mask_h":264},{"label":"rangeland","instance_id":"2","mask_svg":"<svg viewBox=\"0 0 264 264\" xmlns=\"http://www.w3.org/2000/svg\"><path fill=\"white\" fill-rule=\"evenodd\" d=\"M97 1H98V2H96V3H97L96 6H98V8H97L96 11L99 12V13H103V12H105V11L107 10V8L111 7V4L113 5V3H114L113 0H101V1L97 0ZM148 1H149V0H148ZM153 1H154V0H153ZM153 1L151 0V1H149V2H146V5H148V6L150 7V5H152V3H153L154 5H155L156 3H158L159 5L162 6V3H161V2L158 1V2L154 3L155 1H154V2H153ZM167 1H168V2H167ZM186 1H187V0H185V2H182L181 5L179 4V5H180L179 7H178V2H177L176 5H175V7L177 6L178 9H180V10H179V11H178L177 9L175 10V7H174V5H173V8H174L173 10H174V11L172 10V12H170V11H171L170 8H169L168 10L166 9L167 6H168V7L170 6V5H169V4H170V0H165V1L163 0L164 4H166L165 7H164V9L161 8V7H156V6H154V10H153V9H151V10H153V11H150V10H149V11L147 12L148 16H145L146 18L144 17V19L146 20L145 22H147V21H148V22H150V21H151V22H153V21L155 22V21H156L157 24H162V23L164 22L163 20H165L166 17H165V18L163 17V19H162V23H161V17L164 16V14H167L166 12L169 11V13L167 14V16H168L167 18H168V19L166 18V20H165V22H164V23H165V25H164L165 27L163 28V33H164V32L166 33L165 35L168 36L169 41H171V42H179V41L181 40V38H182L181 41H183V40L186 41V39H188L187 41L190 42V41H194V40H193L194 37H196L197 34H198V37L195 38V40H196V42H197L198 44H201V39H202V38L205 40V42H207L206 40H208V42H210L209 39H210V37L213 36V35H214V37L219 36L220 39H222L223 42H224L225 39H227V40H226L227 42H224V44H227V43L229 44V42H231V41H232L231 43H233V40H232L233 38L231 37V32H230V29H229V28H231V25H232L231 22H232L233 17L235 18L237 15H239V13H241V11H242L241 9L244 8V7H242V6H244L243 3H240L239 1H238V3H237L236 0H232V2H229V1L227 0L228 2H225V3H224L225 0H223V2H222L223 5H222V6H221V5L219 6V5L217 4V3H218L217 0H216V1H215V0H204L205 2L202 3V8L199 7V8H196V10L191 11V10H192L191 5L193 6V4L197 2V0H188V2L190 1L191 4L188 3V2L186 3ZM195 1H196V2H195ZM233 1L236 2V3H234ZM42 2H43V3H42ZM44 2H45V1L42 0V1H41V4H44ZM120 2H121L120 4H122V3H123V0L120 1ZM183 3H184V4H183ZM222 3H221V4H222ZM239 3H240V4H239ZM158 4H156V5H158ZM164 4H163V5H164ZM167 4H168V5H167ZM241 4H242V5H241ZM146 5H145V6H146ZM159 5H158V6H159ZM215 5H218V7L215 6ZM240 5H241V7H239ZM236 6L239 7V8L234 10V8H235ZM41 7H42V6H41ZM146 7H147V6H146ZM149 7H148V8H149ZM151 7L153 8V5H152ZM151 7H150V8H151ZM190 7H191V8H190ZM216 7H217V8H216ZM222 7L224 8V10L222 9ZM237 7H236V8H237ZM159 8H160L159 12H160L161 16H160V14H159L158 11L156 12V10H158ZM213 8H216V9H214V11L217 10V13H221V14H220V15H219V14L217 15V13L214 12V16H212L213 14H212V11H210V10H213ZM219 8H220V10H219ZM155 9H156V10H155ZM199 9H200V10H199ZM202 9L207 10L208 12L210 11L209 14L207 13L208 15L212 14V15H210V16H207V15H206V16H203L205 21H206V19H207L208 17H210L211 19H212L213 17H215V16L218 17V20L216 19L217 17L214 18V19H216L215 21H217L216 26H215V24H213L212 22H211L212 24L210 23L211 19H209V18H208V20H210V21H208V22H209L210 24L207 23V21H206V23H204L205 21L202 23L203 19H202V21H201V20L199 19V17H198L199 15H201V10H202ZM208 9H209V10H208ZM47 10H48V9H47ZM161 10H162V11L164 10L165 13L162 12ZM165 10H166V11H165ZM221 10H223L224 12H223V11L221 12ZM49 11H50V10H49ZM218 11H220V12H218ZM52 12H53V11H51V12L49 13V12H47V11L45 10V13H44V14H45V15H44L45 17H44V18H46V19L49 18V20L51 21V19H53V16H52L53 13H52ZM153 12H155V13H153ZM161 12H162V13H161ZM174 12H177V13L180 12V13H179V14H181L180 16H181V17L183 16V17H182V18L177 17V19H176L175 16H177V13H174ZM191 12L193 13L194 16H193V15L191 16V14H190ZM204 12H206V11H203V13H204ZM237 12H239V13H237ZM46 13H47L48 15H47ZM156 13H157V14H156ZM137 14H138V13H137ZM150 14H151V15H150ZM158 14H159V16H157ZM175 14H176V15H175ZM179 14H178V15H179ZM215 14H216V15H215ZM222 14L224 15V17H225L226 19H225L224 17H223L224 19L221 18V17L223 16ZM49 15H50L51 18L49 17ZM53 15H55V12H54ZM169 15H170V17H169ZM173 15H174V17H173ZM47 16H48V17H47ZM56 16H57V15L54 16V19H56ZM149 16H150V17H149ZM151 16H152V17H151ZM220 16H221V17H220ZM155 17H156V18H155ZM157 17L160 18V19H159V22L156 20V19H158ZM147 18H148V19H147ZM154 18H155V20H154ZM220 18H221V19H220ZM229 18H230V19H229ZM149 19H150V20H149ZM49 20H47V21L45 20L47 24H50V23L52 22V21H51V22L49 23V22H48ZM137 20H138V19H136L135 21L137 22ZM152 20H153V21H152ZM167 20H168V21H167ZM212 20H213V19H212ZM230 20H231V21H230ZM166 21H167V22H166ZM214 23H215V22H214ZM166 24H167V25H166ZM197 24H198V25H201V24L203 25V24H204V25L206 26L205 28H207V29H205V30L202 31V29H203L204 27L201 25L203 28H202V29H198V28H197V26H198ZM127 28L130 29L129 27H127ZM127 28L125 27V29H127ZM196 28H197V29H196ZM124 31H126V30H124ZM194 31H195V32H194ZM196 31H197V32H196ZM227 31H228V32H227ZM199 32H200L201 35L199 34ZM208 33H209V34H208ZM217 33H218V34L220 33L221 35H217ZM125 34H126V35H125ZM125 34H124V38H123V40H122V42H121V43H123V44H119V47H118V49H117V51H119V50H121V51L118 52V53H119L118 56H117V54H116L117 51H116V53H113V56H112V60H113V61H115V59H116V60L118 59V61H119V60L122 61V60L126 59V58H124L123 53L125 54V57L129 55L128 53H130V55H131L132 57H133V55H134V50H135L134 47H136V46H133V45H134V42L137 40L138 37H137V36H136L137 38L135 37L136 34H135L134 32H133V33H131V32H126ZM128 34H130V35H128ZM190 34H191L192 36L195 35V36L193 37V39L189 36ZM212 34H213V35H212ZM152 35H153V34H152ZM204 35H205V36H204ZM125 36H126V37H125ZM127 36H128V37H127ZM153 36H154V37H157V34H155V35H153ZM153 36H151V35L149 36V35H148L147 37H148V38L150 37V39H153ZM199 36L202 37V38L200 39ZM206 36H207V37L210 36L209 39H208V38L205 39ZM222 36H223L225 39L222 38ZM228 36H230V37H228ZM130 37H132V38H130ZM134 37H135V39H134ZM189 37H190V39H189ZM129 38H130V39H129ZM197 38H199L198 40H199L200 42L197 40ZM217 38H218V37H217ZM229 38H230V40H228ZM125 39H127V40H125ZM210 40H212V38H211ZM123 41H124V42H123ZM166 41H167V43H168V40H166ZM196 42L194 41V43H193V42H192V43H193V44H196ZM202 42H203V41H202ZM208 42H207V43H208ZM234 42H235V44L238 43V41H234ZM132 43H133V45H130V44H132ZM126 44H129L128 47H126ZM165 44H166V43H165ZM198 44H197V45H194V47L197 46L198 50L200 51L201 48L199 49V45H198ZM238 44H239V43H238ZM238 44H236V45H238ZM121 45H122V47H121ZM124 45H125V46H124ZM210 45H211V46H209V49L206 48L207 50H206V52H205L206 57H207V59H208L209 61H210L211 56H214V55H215L214 53H213V55H212V53L209 52V51H211V50H214V48H213L214 45H212V44H210ZM132 46H133V48H132ZM212 46H213V47H212ZM125 47H126V48H125ZM211 47H212V49H211ZM38 48H39V47H38ZM38 48H37V50H38V51H37V54H38V52H39V50H40V49H38ZM121 48H123V49H121ZM130 48H131V49H130ZM197 48H196V49H197ZM128 49H129L130 52L128 51ZM132 49H133V50H132ZM125 50H126V51H125ZM198 50H197V51H198ZM127 51H128V52H127ZM132 51H133V55H132ZM121 53H122V54H121ZM120 54H121V56H119ZM207 54H208V56H207ZM130 55H129V56H130ZM114 56H115L116 58H114ZM122 56H123V57H122ZM129 56H128L127 58H129ZM208 57H209V58H208ZM120 58H122V59H120ZM123 58H124V59H123ZM130 58H131V57H130ZM133 58H134V57H133ZM213 58H214V57H213ZM213 58H212V59H213ZM226 58H227V60H226ZM131 59H132V58H131ZM132 60H133V59H132ZM132 60H131V61H132ZM208 60H206V61H208ZM223 60H226V61H224V63L227 62L225 65L222 63V64L224 65L223 68L220 67L219 65H216V66H215L216 69L213 68V69H214V70H213L211 67H214V66L210 65V64H211V61H210L208 66H211V67H209L208 69H212V70L209 71V70L206 68L207 70H206V69H205V70H206L207 72H205V71L203 72V73H205V74H203V76H204L203 78L205 79L204 82H205V84H206V88L208 87V90L210 89V90L208 91V93H211V95H210L209 97L207 96L208 98H205V99H207V100L212 101L214 98H215V99L218 98V97H219V96H218V94H219L218 92L221 91V89H222V91H223V90L225 91L226 89H227V90H231V89H233V88H231V87L233 86V85H231V81H232V82H233V81H234V82H235V81L239 82L238 80H242L241 77L244 75V74H243V72H244V71H243L244 68H243V67H240V68H239L237 65H235V60H231V59H229V58L226 57V56H225L224 58H222V62H223ZM35 61H36V60H35ZM41 61H42V62H38V63H36V62H37V61H36L35 64H34L35 67L38 66L37 68H40V67L42 68V66H43L42 64L45 65V63L43 62L44 59L41 60ZM118 61L116 62L117 64H118ZM121 61H120V62H121ZM230 61H231V62H230ZM111 62H112V61H110V62H109L110 64L108 63L107 66H106V65H105V66H102V65H101V67H99V70H101L100 73H101L102 75H103V74H104V75H105V74L107 75V73H108V71H109V70H108V69H109V68H108V67H109L108 65L114 67V66H113V65H114V62H113V63H111ZM129 62H130V61H129ZM116 63H115V65H116ZM121 63H122V62H121ZM130 63H132V66H133V67H137V64H135V62H130ZM112 64H113V65H112ZM119 64H120V63H119ZM133 64H135V65H133ZM206 64H208V62H207ZM41 65H42V66H41ZM116 66H117V69H116ZM116 66H115V68H114V69H115L114 71H116V72L113 71L112 73H117V71H118L119 69H123V68H121V67L118 69V66H119V65H116ZM121 66H122V65H121ZM217 66H218L219 69L217 68ZM221 66H222V65H221ZM43 67H44V66H43ZM102 67H103V68H102ZM105 67H107V68H105ZM37 68H36V70L38 71ZM221 68H222V69H221ZM112 69H113V68H112ZM37 71H36V72H37ZM40 71H41V70L39 69V71L37 72L38 74L36 73L37 76L41 75V74H40V73H41ZM119 71H120V72H119ZM119 71H118V75H121V74H122V75H121L122 77H125L126 79H128V81L132 82V86L134 85L135 87H137V89H139V88L141 87V86H139L140 84L138 85V83L140 82V80H139L138 83L135 81V80H138V79H136V77L134 78V77L128 75V73H126V72H124V71H122V70H119ZM121 71H122V72H121ZM39 72H40V73H39ZM119 73H121V74H119ZM238 73H240V76H239ZM109 74H111V73H109ZM241 74H242V76H241ZM42 75L44 76L43 73H42ZM42 75H41V76H42ZM112 76H113V75H112ZM133 76H134V75H133ZM85 77H86V78H85ZM85 77H81V76L78 77L79 82H78L77 84L79 85V87H78V85H76L77 87H76L75 85H71V86L68 88L70 91L67 90V89L64 90V93L67 91L65 94H67V93H68V94H67V96H65L64 100H63V99L61 100L62 103L60 102V103H59L60 105L58 104V102H57V104H54V105H56V106H58V107H55V106L53 105L54 107L51 106L52 109L50 108L48 111L42 113V114L44 115L45 113L47 114L48 112H51V113H49L50 115H49V114L47 115V116H50L51 118H50V117H47V116L44 117V116L42 115V116L44 117V118H43L44 120L41 119V121L43 120V122L41 123V125L43 126L42 128H41V125H40V127H38V126H39L38 124H40V123H38V124L36 123L35 125H37V126L34 127L35 129H34L33 126H32L33 129H30V130H32V132H31V131H30V132L28 131V132L31 133V134H29V135H25V136H24V134H23L22 137H21L22 140H21V139H20L19 141L17 140V141L15 142V144H13V146H11L12 144L10 145L11 147H9V146L5 147L6 149L9 147L7 150L4 149L6 152H9V151H10L9 154L13 151V152H12V153H13V157L15 156V155H14L15 153H18V154H16V155H18V156H19V153L21 154V155H20V159L17 157V158H18L17 161H16V158H15V159H13V158L11 159L10 157L8 158L9 155L7 156V155H6L7 153H6L5 155L2 154V157L0 156L1 158H3L4 156H5V158H6V159H1V158H0V177H1V178H0V188H1L2 186H5V185H6V187H8L9 190L11 189V192L14 190V191L12 192V195H10V196L16 195V194H18L17 192H19V195H20V196L17 195V197L19 196L20 199H21V196H23V194L21 195V193H22V191H24L25 188H26V192L24 191V193H25V194L28 193V196H27V195H26V196H23V197H26L25 199L23 198V200L26 202V199H28L27 197H29V195H32V196H30V197H33L34 200H35V199H36V198H35V197H36V196H35L36 194L34 193V190L37 188V187H36L37 184H36V186H35V183H36V182H34V181H35V179H37V176H39V178H42V179L45 178V179H46V177H47L49 174H55V173H57V175H58V171H59V173H60L61 171H62L63 173H66V172L68 171L66 174L68 175L70 172H73V173H71V174H73V175H70V176H75L74 178L76 179V177H77V175H76L77 172L80 173V176H81L82 174H81L80 171H82V172H84L85 175L89 173L88 175H89L91 178L93 177V179H92V181H93V180H95V177H96V176H97V179H99V178H98V177H99L98 175H99V172L102 173V172H101L102 167L104 168V167H106V165H108V164H110V163H111V164L115 163V162H112V161L115 160V159H114V156L116 155L115 152L117 153L118 151H117V149H114V150H113L112 148H113V147L115 148V146L117 147V142H118V141H117V142H114V143H116V144H114V146H113V145H108V144L105 143V142L108 140V139L106 140L107 137H105V136H109V135H105V134H104L103 137L105 138V142H104V139H103V138H102L103 140L100 138V137H102V136H100V137L97 136V137L100 138V139H97V138H96V139L99 140V141H101V142H99V143H98L97 140L94 141L95 138H93V137L97 134V130H99L98 126L100 127V124H103L105 127H107V126L109 127V125H110L111 129H110V128H109V129L111 130V133H112V129H113V128H114V130H115L114 133H115L116 131H118V130L116 129V128L118 127V126H117V123H118V125H122V124H123V126L125 127L126 125H125V123H123V121L129 118V113H128V115H127V114H123V113H126V111H127L126 107H125L124 110H123V109L121 110V109L119 108V106L121 107V105H118V104H120V103H119V102H120V100H119V99H120V95H121V97H122V100H123L124 105H126V106L128 105V106H127L128 110H130L129 107L131 106V102L135 101L134 98H136L137 96H135V95H133V94H132L133 96H131V95L128 96V95H127L128 92H121V91H120L121 94H120V92H119L118 94H115V95H117V96H114V98L112 97L113 100H112V98H111V100H110V97H109L110 95H108V96L105 95V98H103V101H101L100 99H97V100H96V98H98V97L92 92V90H90L91 93H90L89 91H88V93L86 92V91H87L86 89H88V85H89L90 83H92V86H93V84H94V82H93V81H94V78H93V77H94V76H92V75L90 76V75H89L88 77H87V76H85ZM226 77H227V78H226ZM81 78H82V80H80ZM130 78H131V80H130ZM225 78H226V79H225ZM122 79H124V78H122ZM231 79H232V80H231ZM124 80H125V79H124ZM230 80H231V81H230ZM82 81H83V82H82ZM108 81H109V79H108ZM225 81H226V82H225ZM228 81H229L230 83H228ZM140 83H141V82H140ZM235 83H236V82H235ZM86 84H87V85H86ZM221 84H222V85H221ZM224 84H225V86H224ZM80 85H81V86L84 85V87L82 86V88H83L82 90H81ZM90 85H91V84H90ZM141 85H142V84H141ZM217 85H218V86H217ZM219 85H220V86H219ZM73 86H74V87H73ZM86 86H87V87H86ZM92 86H91V87H92ZM138 86H139V88H138ZM176 86L179 88V86H178L177 84H176ZM222 86H223V87H222ZM85 87H86V88H85ZM229 87H230V88H229ZM78 88H79V89H78ZM132 88H133V87H132ZM75 89H76V91H75ZM89 89H90V87H89ZM89 89H88V90H89ZM91 89H92V88H91ZM134 89H135V88H134ZM134 89H132V90L135 92ZM174 89H175V86H174L173 89L171 90L172 93H174L173 98H174V97H175V98H176V97H181V98H182V97H184V96L187 95V94H185L186 92L183 91V90L180 91V90H177V88H176V91H175ZM85 90H86V91H85ZM139 90H140V89H139ZM74 91H75V92H74ZM173 91H174V92H173ZM182 91H183V92H182ZM80 92H81V93H80ZM85 92H86V93H85ZM184 92H185V93H184ZM216 92H217V93H216ZM62 93H63V91H62ZM83 93H84V94H83ZM122 93H123V94H122ZM213 93H214V94H213ZM65 94H64V95H65ZM71 94H73V96H72ZM79 94H80V95H79ZM125 94H126V95H125ZM64 95H63V96H64ZM82 95H83V96H82ZM85 95H90L92 98H91L90 96H86V97H85ZM215 95H216L217 97H215ZM68 96H69L70 98H69ZM95 96H96V97H95ZM103 97H104V96H103ZM108 97H109V100L106 99V98H108ZM126 97H127V101L125 100ZM81 98H82L83 100H82ZM123 98H124V99H123ZM128 98H129V99H128ZM69 99H70V100H69ZM105 99H106V100H105ZM114 99H115V100H114ZM177 99L181 100L180 98H177ZM84 100H85V102H84ZM128 100H130V101H128ZM174 100H176V99H174ZM63 101H64V102H63ZM82 101H83V103H82ZM94 101L96 102V104H95ZM111 101H113V102H111ZM177 101H178V100H177ZM99 102H100V103H99ZM110 102H111V103H110ZM75 103H76V104H75ZM93 103H94V106H93ZM102 103L105 104V106H104V105H101ZM114 103H115V107H114ZM90 104H92V105H90ZM99 104H100V106H98ZM108 104H109V106H107ZM129 104H130V105H129ZM159 104H160V102H156V105H157V106H158ZM0 105H1V103H0ZM74 105H75V106H74ZM77 105H78V106H77ZM85 105H86V106H85ZM88 105H90V106H88ZM111 105H112V106H111ZM124 105H123V107H124ZM96 106H97V107H96ZM77 107H78V108H77ZM83 107H84V108H83ZM100 107H101V108H100ZM102 107H103V108H102ZM110 107H112V108H110ZM123 107H121V108H123ZM53 108H57V109H55V112H57V113L52 112V111H54ZM93 108H95V109H94L95 111H92ZM97 108H98V109H97ZM78 109H80V110L78 111ZM82 109H83V111H82ZM86 109H87V110H86ZM88 109H89V110H88ZM109 109H110V110H109ZM113 109H114L115 111L118 110V112H111V110L113 111ZM56 110H57V111H56ZM71 110H72V111H71ZM74 110H75V111H74ZM102 110H103V112H101ZM107 110H108V111H107ZM120 110H121V111H120ZM125 110H126V111H125ZM0 111H1V110H0ZM73 111H74V112H73ZM85 111H86V112H85ZM88 111H89L90 113H89ZM67 112H68V113H67ZM72 112H73V113H72ZM77 112H78V113H77ZM82 112H83L84 114H82ZM87 112L90 114V116L88 115ZM92 112H93V114H92ZM107 112H108V113H107ZM109 112H110V113H109ZM122 112H123V113H122ZM10 113H11V112H10ZM80 113H81V114H80ZM104 113H105V114H104ZM114 113H115V114H114ZM5 114H6V113H5ZM70 114H72V116H73V114H74V117H73V118H72L71 116L69 117ZM118 114H119V115H118ZM9 115H10V114H9ZM11 115H12V113H11ZM51 115H52V116H51ZM55 115H56V116H55ZM75 115H77V116H75ZM108 115H109V116H108ZM120 115H121V116H120ZM124 115H127L128 117H127L126 119H125V118L123 119V117H125ZM136 115H137V114H136ZM139 115H141V116H136L137 119H135V120H133L134 115H133V116L130 115L131 120L128 119L129 122H127V123L129 124L130 121H132V122L134 121L133 123H131V125L134 124L133 126H135V125H137L138 122H139L138 125H139V124L141 125V124L143 123L144 118L142 119V118H139V117H144V115H143V114H139ZM53 116H54V117H53ZM87 116H88V117H87ZM111 116H112L113 118H112ZM118 116H119V117H118ZM11 117H12V116H11ZM11 117L9 116V118H11ZM14 117H15V115H14ZM14 117H12V118H14ZM16 117H17V116H16ZM46 117H47V118H46ZM56 117H57V118H56ZM12 118H11V119H12ZM62 118H63V120H64V119L66 120V121H64V124H65L66 126L69 125V127L67 126L68 128H72V127L74 128V126H75V128L77 127V129L80 128L81 131H78V130H77V131H78V137H80V135H82V134H83V135H85V134H87V133L89 134V135H85V136H86L87 141L90 143V147H91V145L93 146V144H92V142H93V143L96 144V145H94L95 148H96V146H98V147L96 148L97 150L102 151L104 154L106 153V151L108 152L107 154H105V157H104L103 153H101L102 155H101V154L99 155V156H101L100 158H103V157L105 158V159H103V160H105V162H103V160H100V162L98 163L97 160L99 161L100 158H99V159H97V158L95 159V158H94V160H93L92 157H91L90 159H87V158H86L87 160H91V161H92V162L90 163V165H89V164H87V163H89V161L86 162V160L83 159V158H81V159H83V160L79 161V160H80L79 157H82V156H79V155H78V156H79V157H78V159H79V160H78L79 163H81V162H83V161L86 162L85 167L83 168V166H82V168L80 169V167H81L80 165H82L83 163H81V164L78 163V164H77V162H76L77 160H75V161L73 162V164H71V166H74V164H77V165H76V169H75V167H74V170L72 169V167L69 169L70 166H69L68 163H70V162L72 163V161H69V160H71V159L68 160L67 157H65V156H64V157H65V160H64V161L61 160L60 158H58V159H60V160L58 161V159L55 158L56 161L59 162V163H57L56 161H52V160L54 159V157H50V154L45 152L46 150H45L44 152H43V150H42V153H41V151H38L39 153L42 154V156H40L41 154H39L38 152H37V153H38V155H37V153H36L34 150L39 149V147H42V149H43V145H41V146H39V147H35L36 149L33 148L32 151H34L35 154H34L33 152H31V153H33V154L35 155V156H33V154H31V157H34L35 159L38 158V160L36 161V162H38V163H36V164L33 163V166L30 164V163L33 161L34 158L31 159L30 155H28V158H26L27 156H26V157H24V156L26 155L25 152L29 149V152L27 151V154L30 153V148H31V147H34V146H31V147H30V146H28V145H34V143L38 144V140H39V139H37V138H38L39 136H40L39 138H41V139L39 140V145L42 144V143H40V141L42 140V138H43V139H44V138H47V136H45L46 133L48 134V132H49L50 130H53V129L55 128L54 123H59V122L61 123L62 121H59V122H57V121H58L59 119L61 120ZM70 118H72V119L69 120ZM79 118H82V119H79ZM92 118H94V119H92ZM119 118H120V119H119ZM14 119H15V118H14ZM17 119H18V118H17ZM17 119H16V120H17ZM46 119H47V121H46ZM48 119H49V120H48ZM50 119H51V120H50ZM78 119H79L80 121H79ZM89 119H90V120H89ZM99 119H100V121H99ZM105 119H106V121H105ZM107 119H108V121H107ZM109 119H110V120H109ZM8 120H9V119H8ZM12 120H13V119H12ZM68 120H69V121H68ZM102 120H103V122L101 123ZM111 120H112V121H111ZM128 120H127V121H128ZM141 120H142V121H141ZM5 121H7V120H5ZM10 121H11V120H10ZM14 121H15V120H14ZM19 121H20V119H19ZM19 121H18V122H19ZM54 121H55V122H54ZM70 121H71V122H70ZM78 121H79V122H78ZM113 121H114V122H113ZM135 121H136L137 123H136ZM16 122H17V121H16ZM46 122H47V123H46ZM51 122H52V123H51ZM65 122H67L68 124H66ZM85 122H86V123H85ZM116 122H117V123H116ZM4 123H5V122H4ZM4 123H3V126H4ZM8 123H9V122H7V124H8ZM12 123H13V124L11 125L12 127L9 126V124H8V127H9V128L6 127V126H5V127L8 128L9 130H11L10 127H11L12 129L15 128V127H16V126H14V123H15V122L12 121ZM50 123H51V124H50ZM60 123H59V124H60ZM62 123H63V122H62ZM69 123H70V124H69ZM107 123H108L109 125H108ZM112 123H113V124H112ZM121 123H122V124H121ZM47 124H48V125H47ZM52 124H53V126H54V128H53V126H52L53 129H51V127H50ZM59 124H58V125H59ZM105 124H106V125H105ZM115 124H116V126H117L116 128H115V126H114ZM15 125H16V124H15ZM44 125H45V126H44ZM56 125H57V124H56ZM77 125H79V126H77ZM88 125H89V126H88ZM1 126H2V125H1ZM3 126H2V127H3ZM46 126H48V127H50V128H48V127H46ZM70 126H71V127H70ZM83 126H84V127H83ZM104 126H103V127H104ZM112 126H113V128H112ZM123 126H122V128H123ZM2 127H0V128L2 129ZM36 127L39 129V131H38V129H36ZM90 127H91V128H90ZM108 127H107V128H108ZM140 127H141V126H139L138 129H140ZM40 128H41L42 130H41ZM46 128H47V130H45ZM75 128H74V129H75ZM85 128H86V129H85ZM107 128H106V129H107ZM3 129H4V128H3ZM3 129H2V130H3ZM87 129H88V130H87ZM91 129H92V130H91ZM94 129H96V130L94 131ZM109 129H108L107 131H109ZM118 129H119V127H118ZM120 129H121V126H120ZM124 129H125V128H124ZM124 129H122L121 132L118 131L119 134H120V136L123 135V130H124ZM136 129H137V127H136ZM2 130H0V131H2ZM9 130H6V131L8 132ZM35 130H36V131H35ZM40 130H41V131H40ZM48 130H49V131H48ZM71 130H72V129H70V132H71ZM104 130H105V128H104ZM4 131H5V130H4ZM4 131H3V132H4ZM6 131H5V132H6ZM34 131H35V132H34ZM42 131L44 132L45 135L42 134V133H43ZM45 131H46V133H45ZM65 131H66V130H65ZM72 131H73V132H71V133H72V135H73L75 131H74V130H72ZM82 131H83V132H82ZM87 131H88V132H87ZM107 131H106V133H107ZM3 132H2V133L0 132V133L3 134ZM33 132H34V133H33ZM38 132H39V133H38ZM40 132H42V133L40 134ZM68 132H69V131H68ZM70 132H69L68 134H71ZM85 132H87V133H85ZM94 132H95V133H94ZM109 132H110V131H109ZM79 133H80V134H79ZM84 133H85V134H84ZM137 133H138V132H137ZM39 134H40V135H39ZM50 134H51V133H50ZM76 134H77V133H76ZM90 134H91V137H92V139H93V140L91 139V141L88 140L89 138H91V137H90ZM108 134H109V133H108ZM138 134H139V133H138ZM212 134H213V135H212ZM212 134L210 133V137L215 136L214 133H212ZM3 135H4V134H3ZM3 135H2V136H3ZM34 135H35V136H34ZM38 135H39V136H38ZM42 135H44V136H42ZM83 135H82V136H83ZM208 135H209V134H208ZM37 136H38V137H37ZM49 136H50V137H49ZM49 136H48V137H49V139L51 138V139H50L51 141L54 140V139H52V135H49ZM70 136H71V135H70ZM70 136H69V137H70ZM74 136L76 137L77 135H74ZM36 137H37V138H36ZM78 137H76V138H75L76 140H74V141H77V142H78V144H77V142H76V145H77L76 149L78 148L77 150H79V148H82V149L79 150V151H81V153L83 152L84 155H85L86 152H85L84 150H85V148L88 147L89 145H88V146L85 145L86 143L83 144V147H84V145L86 146V147L84 148V150H83V147H80V145H81V143H84L86 140H85L84 137H83V138L81 137V138H79V139H78ZM88 137H89V138H88ZM116 137H118V134H117ZM206 137H207V136H206ZM210 137L208 136L207 139L210 138ZM33 138H34V139H33ZM49 139H48V140H49ZM73 139H74V138H73ZM77 139H78V140H77ZM81 139H82V140H81ZM83 139H84V142H83ZM117 139L119 140V137H118ZM212 139H213V138H212ZM32 141H33V142H32ZM42 141H43V140H42ZM54 141H55V140H54ZM80 141H81V142H80ZM87 141H86V142H87ZM108 141H109V140H108ZM216 141H217V140H216ZM30 142H31V143H30ZM72 142H73V140H72ZM213 142H214V141H207V142L204 143V145L207 146V143H209V145H211V144L214 145L216 142H214V143H213ZM73 143H74L73 145H75V142H73ZM79 143H80V144H79ZM97 143H98V144H97ZM100 143H103V144L105 143L104 145H107V147H109V148H110V146H112V147H111V150H113V151L116 150V151H115V152H110V151H111L110 149L108 150V148H107L106 146L103 147V146H102L103 144H100ZM109 143L112 144V141L109 142ZM196 143H197V148H198L200 145L202 146V144H199V146H198V141H197ZM217 143H218V142H217ZM99 144H100L103 148H100V145H99ZM194 144H195V143H194ZM218 144H219V143H218ZM76 145H75V146H76ZM78 145H79V146H78ZM209 145H208V146H209ZM36 146H38V145H36ZM94 146H93V147H94ZM93 147H91V148H93ZM95 148H94V149H95ZM200 148H202V147H200ZM200 148H199V150H200L199 153H197L196 151H195V153H193V154H196V155L194 156V163H193V164L195 165V167L193 166V164H191V165L188 164V165H189L188 168H191L190 166H193L194 169H193V168L191 169L193 175L195 174V175H197V177H198V175L200 176V174H201V176L198 177V178H196V176L192 177L193 179L196 178V179H194V180H193L192 178L187 179V181L189 180V181H188V184H189V185L186 186L187 188H186L185 190H180V189L177 187L178 190H175V192H174V190L172 191V192H174L175 195H174L173 193H171V195L168 193L167 198H168V196H169V198L166 199V200H167L166 202H168V203L166 204L167 206H168V205H171V204L173 205V204L180 203L181 205H183V208H186V207H187L186 209H187V210L189 209V212H188V213H190V211L193 210V208H191L193 205H194V207L196 206L195 208H197V204H198V207H200V209H201V206H200V205L203 204V203H206V202H207V201L203 202V201L197 200V202H198V201L200 202V205H199V203H197V204L194 203L195 201L192 200V199H191L190 201L188 200V202H185V201H187V200H185V201L183 200V196H185V194H187V192L194 191L193 194H196L195 192H199V191L202 192L204 189H206V187L209 186L208 183H210V181H208V179L211 178V177L214 175V174H212V173H209L208 175H206L207 177H205V175L202 174V172H203L202 170H204L206 167H204V165L201 164L202 162H204V161H203L204 158H201V157H202V156H205V155H203V153L205 154V152H204V151H201ZM31 149H32V148H31ZM86 149L88 150V148H86ZM22 150H24L23 152H24L25 155L23 154ZM82 150H83V151H82ZM87 150H86V151H87ZM5 151H3V152L1 151V152L4 153ZM36 151H37V150H36ZM99 151H98V152H99ZM197 151H198V150H197ZM1 152H0V153H1ZM21 152H22V153H21ZM88 152H89V151H88ZM88 152H87V153H88ZM90 152H92V151H90ZM95 152H96V151L93 150V153H95ZM98 152H97V154H98ZM201 152H203V153L201 154ZM209 152H210V151H209ZM64 153L66 154L67 151L65 152V150H64ZM99 153H100V152H99ZM206 153H207V152H206ZM47 154H49V156H48ZM56 154L58 155V152H56ZM62 154H63V153H62ZM70 154H71V153H70ZM78 154H80V153L78 152ZM90 154H91V153H88V155H90ZM97 154H95L96 157H98ZM210 154H211V153H209V154L207 153V154H206V155L209 157L208 159H210V160H208V161L211 162V160H212V162H214V161H215V160H213V159H214V158H213L214 155H213V154L210 155ZM0 155H1V154H0ZM22 155H23V156H22ZM52 155H53V154H52ZM52 155H51V156H52ZM71 155H72V154H71ZM71 155H70V156H71ZM81 155H83V154H81ZM11 156H12V155H11ZM44 156H45V157H44ZM55 156H56V155H55ZM59 156H60V155H59ZM91 156H92V155H91ZM93 156H94V154H93ZM102 156H103V157H102ZM192 156H193V155H192ZM21 157H23V158L21 159ZM29 157H30V158H29ZM42 157H43V158H42ZM60 157H61V156H60ZM64 157H61V158H64ZM68 157H69V156H68ZM83 157H86V155L83 156ZM89 157H90V156H89ZM94 157H95V156H94ZM211 157H212V159H211ZM44 158H47V160L44 159ZM48 158H49V159H48ZM69 158H70V157H69ZM112 158H113V159H112ZM115 158H116V157H115ZM192 158H193V157H192ZM27 159H28L29 161H28ZM51 159H52V160H51ZM72 159H73V158H72ZM202 159H203V160H202ZM30 160H32V161L30 162ZM42 160H43V162H42ZM45 160H46V162L48 161V163H44ZM49 160H51V161L49 162ZM95 160H96L97 163L95 162ZM111 160H112V161H111ZM61 161H62V162H61ZM67 161H68V162H67ZM93 161H94L95 163H93ZM110 161H111V162H110ZM201 161H202V162H201ZM27 162L29 163V165L31 166V168L29 167V165H27V164H28ZM34 162H35V160H34ZM55 162H56V163H55ZM60 162H61V164H60ZM75 162H76V163H75ZM106 162H107V163H106ZM109 162H110V163H109ZM192 162H193V160H192ZM192 162H191V163H192ZM212 162H211V163H212ZM22 163L25 164V165H27L29 168L26 167L25 165L23 166ZM41 163H42V164H41ZM43 163H44V164H43ZM54 163H55V164H54ZM63 163H64V164H63ZM246 163H247V164H246ZM248 163H249L248 161H247V162L245 161L246 166L249 165ZM19 164H20V165H19ZM40 164H41V165H40ZM50 164H52V166H53L54 168H52V166H51ZM59 164H60L61 166H59ZM62 164H63V165H62ZM101 164H102V165H101ZM111 164H110V165H111ZM200 164H201V165H200ZM87 165H88V166H87ZM98 165H99V166H98ZM110 165H108L107 168H108ZM114 165H115V166H114ZM202 165H203V167H201ZM18 166H19V168H18ZM21 166L24 167V168H22ZM35 166H37V168H36ZM39 166H40L41 168H40ZM42 166H43V168H42ZM47 166H49L48 168H50L51 171H50L49 169H47ZM50 166H51V167H50ZM57 166H58V167H57ZM78 166H79V167H78ZM196 166H197V168H196ZM215 166H216V169H217V170H220L219 168H221V169L223 168V169H224V166H222V165H219V166H218V164H216ZM217 166H218V167H217ZM34 167H35L36 169H35ZM60 167H61V168H60ZM65 167H66V168H65ZM87 167H88V168H87ZM96 167H97L98 169H97ZM113 167H114V168H113ZM113 167H112V169H116V164H113ZM172 167H173V169H174V172L177 171V169H178L177 166H172ZM174 167H177V168L175 169ZM207 167L210 168V165H208ZM16 168H17V169H16ZM44 168H45V169H44ZM63 168H64L65 170H67V171H64ZM77 168H78V171H77ZM90 168H91V169H90ZM93 168H96L97 170H96V169H93ZM202 168H203V169H202ZM12 169H14V170H12ZM19 169H20V170H19ZM42 169H43L44 171H43ZM104 169H105V168H104ZM108 169H109V168H108ZM112 169H111V166H110V171H108V170H106V169H105V170L109 172V173H108V174H109V175H108L109 178L111 177V179H112V177H113V180H112L113 182H114L117 178L122 177L121 180H124V179H125V184H126V183H130V182L133 180V178H134V175L132 174V173H134V171H133L132 169H130V170H132L133 172H128L129 175H131V177H132V178H130V179H132L131 181H127V180L129 179V178L127 179V176H129V175H127V174H128L127 172L120 171V170H119V171H116V170H115V171L117 172V173H116V172L113 171ZM171 169H172V168H171ZM171 169L169 170V171H170V172H169L170 174L173 172V171H171ZM223 169H222V170H223ZM46 170L49 171V172H48V175H45V174H47V173H46V172H47ZM89 170H90V171H89ZM98 170H99V172L95 174V171L97 172ZM117 170H118V169H117ZM128 170H129V167H128ZM145 170H146V169H145ZM145 170H144V169H143V170H138V171L136 170L137 172L135 171V173H136V174L138 173V175H141V174H139V172L142 173L141 171H144V172H145ZM229 170H230V169H229ZM7 171H8V172H7ZM56 171H57V172H56ZM69 171H70V172H69ZM92 171H94V173H93ZM102 171H104V170L102 169ZM125 171H127V169H125ZM194 171H195L196 173H194ZM6 172H7V173H6ZM9 172H10V173H9ZM51 172H52V173H51ZM111 172H115V174L112 173V175H111ZM119 172L122 173V174H123V173H127V174H126L127 176L123 174V175H124V177H123V175L119 174ZM200 172H201V173H200ZM43 173H44V174H43ZM147 173H149V172H147V170H146L145 175H146ZM176 173H178V172H176ZM8 174H9V175H8ZM35 174H36V175H35ZM66 174H65L63 177L67 176ZM93 174H95V175H93ZM103 174H106V178H103L102 181H101L100 179H99L97 182L94 181L95 183H91V185H89V183L92 182V181H88V183H87V180L90 179V177H88V175H86V176L84 175L87 179L84 178V179L86 180L85 184H84V182H83L84 185H82V183H81V185L84 187L83 190H85V187H86L87 190H86L85 192H87V193H91L92 190H89V189H94V188L97 189V188H98V190H95V194H99V196H101L102 191L104 190V191H103V193H104V192L106 191V188L108 189L109 185H110L111 183H113V182H109V181H111V179L108 180V178H107V173H102V175H103ZM143 174H144V173H143ZM143 174H142V176H144V179L148 182V184H149L150 187H151V185H152L151 183H153L154 180L149 179V178L146 179L145 177H146L147 175L145 176V175H143ZM25 175H26V176H25ZM28 175H29V176H28ZM62 175H63V174H62ZM62 175H61V176H57L56 178L61 177V179H62ZM92 175H93V176H92ZM102 175H101V176H102ZM148 175H149V174H148ZM176 175H177V174H176ZM238 175L240 176V174H237L236 177H237ZM50 176H51V175H50ZM50 176H49V178H50ZM54 176H55V175H53V177H54ZM84 176H81V178H80L82 181H84V180H83V177H84ZM94 176H95V177H94ZM114 176H115V177H114ZM135 176H136V175H135ZM219 176H221V175H219ZM219 176H218V177L216 176V177H217V178H220ZM239 176H238V177H239ZM10 177H11V178H10ZM26 177H27V179H30V181H31L33 178H35L34 181H32V182H34V183H32V182L29 183L28 180H25V181H28V183L26 182L27 184L25 185V188H24V186H23L24 184L21 183V186H23V187L21 188V186H19L20 184H19L18 182H20L22 178H23V179H26ZM31 177H33V178H31ZM53 177H52V178H53ZM103 177H105V175H104ZM147 177H148V176H147ZM182 177H183V175H182ZM182 177H181V179H183ZM189 177H190V176H189ZM189 177H188V178H189ZM216 177L213 176V178H216ZM238 177H237V178H238ZM241 177H242V176H241ZM13 178H14V179H13ZM19 178H20V179H19ZM39 178H38L37 180L40 181ZM47 178H48V177H47ZM49 178H48V180L46 179L47 181H42V179H41V181H42L41 183L37 182V183H39L38 186H39L40 184L43 185L44 182H45V183H52L51 185L45 184L46 187H47V189L49 190L48 193H50V189H51V188H52L51 190L53 191V190L56 189V188L60 189V188L63 187V185L60 186V183H61V182H60V180H61L60 178H59L60 180L57 179V180H59V181H57L58 184H57L56 182L53 183V182H52L53 180L51 181L52 178H50V179H49ZM56 178H55V179H56ZM66 178H69V177L67 176ZM72 178H73V177H71V179H72ZM77 178L79 179V177H77ZM100 178H101V177H100ZM115 178H116V179H115ZM232 178H233V179H232ZM232 178H229L228 181H229L230 179H232L233 183L235 184V182H234V181H235V180H234L235 178H234V177H232ZM237 178H236V179H237ZM1 179H2V180H1ZM53 179H54V178H53ZM80 179H79V180H80ZM114 179H115V180H114ZM130 179H129V180H130ZM148 179H149V180H148ZM191 179H192V181H191ZM211 179H212V178H211ZM19 180H20V181H19ZM37 180H36V181H37ZM63 180H64V179H62V181H63ZM66 180H67V181H66ZM66 180H65V181H66L65 183L68 182V179H66ZM105 180H106V181H105ZM107 180H108V181H107ZM151 180H152V181H151ZM213 180H215V179H213ZM22 181H24V180H22ZM50 181H51V182H50ZM54 181H55V180H54ZM116 181H117V180H116ZM116 181H115V182H116ZM178 181H179V180H178ZM218 181H219V180H218ZM225 181H227V180H224V181L221 180V181H219V182H221V183L223 182V183H224ZM2 182H3V184H2ZM9 182H10V183H9ZM12 182H13V183L15 182V183L13 184ZM80 182H81V181H80ZM80 182H78V183H80ZM108 182H109V183H108ZM115 182H114V183H115ZM117 182H118V181H117ZM214 182H215L216 185H217V184H220L219 182H217V180H215ZM23 183H25V182H23ZM55 183H56V184H55ZM86 183H87L90 187H89ZM99 183H100V185H101V184H102V185L99 186ZM105 183H106L107 185H106ZM154 183H155V182H154ZM29 184H30V185H29ZM53 184H54V185H53ZM120 184H121V185H119V184L116 183L117 188H118V185L122 187V181H121ZM125 184H124V185H125ZM130 184H131V183H130ZM133 184H134V183H133ZM42 185H41V188H40V189H41V192H43L42 190L44 189V192L42 193V196H41V197H44V198H45V197H46L45 195H47L48 193L45 192V190H47L46 187H45V185H44V186H42ZM58 185L60 186V188H59ZM79 185H80V184H79ZM79 185H77V187H78L77 189H76V187H75V193H74V192H73V193L71 192V193H68V195L70 196V194H71V197H72V196L74 197V196H76L75 194H77V192H79V193L77 194V199L80 197V200L78 199V200L80 201V203H81L80 206H83V207H84V205H82V202L85 203V201L83 200L84 198H82V197H83V196L86 197L88 194H85V193L83 194V193H81L80 191L82 190V187H80L81 185H80V186H79ZM86 185H87L89 188H88ZM93 185H94V187H93ZM112 185H113V184H112ZM114 185H115V184H114ZM124 185H123V187H122L121 189L124 188ZM127 185H129V184H127ZM127 185H125V187H126ZM204 185H205V186H204ZM14 186H15V187H14ZM33 186L36 187V188H34ZM50 186H51V187H50ZM52 186H57V187L54 188V187H52ZM66 186H67V185H65V187H66ZM102 186H103L104 188H103ZM110 186H111V185H110ZM131 186H132V184H131L130 186H127V188L130 189L131 193H134L133 188H132L133 186H132V187H131ZM202 186H203V188H202ZM232 186H233V187L235 186V187H234L235 189L240 188L239 185H238V188L236 187V186H237V183H236V185H233V184H232ZM19 187H20V188H19ZM27 187H28V189H27ZM29 187H30L31 189H30ZM79 187H80V188H79ZM100 187H101L102 190L100 189ZM111 187H113V186H111ZM114 187H115V186H114ZM114 187H113V188H114ZM4 188H5V187H4ZM12 188H13V190H12ZM18 188H19V189H18ZM23 188H24V189H23ZM38 188H39V187H38ZM63 188H64V187H63ZM63 188L60 189V190H64ZM113 188H112V190H113ZM198 188H199V189H198ZM40 189H39L37 192H39ZM115 189H116V187L114 188L113 191L110 190V189H108V192L104 193V194H107V193H108V195L105 196L104 194H102V197H96V200H94V198L91 199L92 197H94V196H91V195H93L94 192L91 193V194H89V195L91 196V198H89V195L87 196L89 200H87V201H88V206L85 205V211H86V212H84V213L81 214V212L79 213V212H76V211H75L76 213H78V216H79V217L76 215V217L74 216L73 219H72V215H73L75 212H73V211H71V210H75V209H74V208H73V209L71 208V207H72L71 204H73V205L75 204V205H76V203H75V201L77 202L76 197H74L75 200H74V198H72V199L74 200V202H72V201H73V200H72V201H71V202H72L71 204L68 203V202H70V200H69L68 202H66V203H68L69 205H71V206L68 205L69 207H67V208H64V207H66L67 204H66V205L63 204V203H65V202H62V200L60 199V198H62V197H61V196L58 197L59 200H60V203H59V204L57 203V204H58V206H60L61 203H62V205H64V207L62 208L63 211H64V213L61 212L62 209H61V210L59 209V208H61L62 206H61V207L54 206L55 208H52L54 204H53V203H50L51 201H50V202L48 201L49 203L46 202L47 200H50V198H49V199H44L43 202H42V200H39L40 195H38V196H39V198H38L39 202H38V203H39L40 205H39L38 203H37L38 205L35 203V202L38 201V200H37V201L34 202L35 205H36V207H33V209H32L31 206H34V204L32 205L33 199L30 198V201L32 200V201H31V205H30V207H29V208L26 207V206H29V205H26L27 203H30L29 200L26 202V204H25V202L23 201V202H21L20 205L22 206V208H23V206H25V205H26V206H25V208L22 209L20 205H17V201H18L17 199H15L16 202L13 200L14 203H12V202L10 201V200H12L15 196H14L13 198H11L10 196H9V198H5V196H7V195L4 196V195H3V194H4L3 191L0 189V196L3 195L0 199L2 200V198H3V202H4V203H3V202L0 200L1 205H2V206H0V228H1V229H0V236H1V235H4V234H7V235L10 234V235L12 236V234H13L15 238H16V236H18V237L20 238V240H22V239H21L22 237H20V235H21V234H24V232H25L24 235L26 236V235H27V232H26V231H27V230L29 231V229H30V232H28V233H30L31 235L35 236V234H33L34 232L32 233L31 229H34V228H35L34 230H35L36 232H38V233H36V234H37V235H40L41 232L38 230V228L41 227L40 230L42 231V229H43L42 227H44V226H46V229H47L48 227H50V225H53V226L55 225V226H56V224H57L56 229H58V228L60 229V228L63 226L62 228L65 227V229H67L68 232H66L65 234H61V232H63V229H62V230L60 229L61 231L56 230V231H58V233H54V231H52V230L54 229V227H53L52 229L50 228L51 230H47V231H51V232H49V233H47V234H50V233H51V235L53 234L52 236L49 235L50 237H52V238H50V239H49V236L46 235V231H45L44 233H42L43 236H44L45 238H47L48 240H50V241H49V244L51 245L52 248H51V247H47V246L45 245V243L43 244V245H45V247H47L48 249H46V248L43 249V248H42V251H43V250H44V251H48L49 248H51L50 251H49V253H51V254H50V257H49V256H46V254H45L46 252H45V253L43 252L46 258H44V257L41 256L42 259H43V262H41V263L44 264V262H46V260L49 259V261H48L49 263H48V264H55V263H56V264H59V263H57V261L54 262V261H55L54 259L52 260L53 256H54L55 253H56V255L58 256V259H57V258H55V259L58 260V262L60 261V264H63L64 262H65L66 264H69V263H70V264H73L72 261H70V262L68 263V259H67V258H69V255H70V253H68V251H66V254L68 253L69 255L66 256L65 252H63L62 250L60 251V249H58L59 246L57 247V246L55 245V247H56V249H57L58 251L64 253V254L61 253V256H60V257L62 258V259H61L62 261L59 259V255H60V253H57L58 251H56V250H55V251H52V249H55V248H54V244L56 243V241H58L59 239L62 240V238H63V241L66 242V241L68 240V242H70V244H72L73 248H74V246H75V248L78 246L76 243H74V241H76V242H77L78 244H80V245H82V243H85V244H83L84 246L82 245V247H84V249H83L80 253L77 254V253L75 252L76 255H78V257H77L76 255L73 254L74 252L72 253V252L70 251L71 254H73V256L70 255V258L72 257L71 259L69 258L70 260L74 259L75 257L77 258V259L75 258L76 261H77V260H81L80 262H75V261L73 260L75 264H88L89 262H90L89 264H92V263H93V264H100V263H101V260L103 261L102 264H104V263H105V264H108V263H110V264H113V263L116 264V262H117V264H118V263H119V264H123V262H124V264H125L126 262H127V264H133V263L135 262L134 260L137 259L136 254H137V253L139 254V251H141V250L143 249V243H141V242H142V241H141L142 238H141V240H139V238H140L139 230H140V231L142 230V226H140V224L142 225V222L144 221L145 218L148 219V218L154 216V214L156 215V214H157L156 212H159L160 210H159L158 208H156V209H152V211H149V209H148V211H146L145 215H143V216H139V217H136V216H138V215H135L134 213L131 214V213H132V212H131L130 215H129V218H128L127 216H128V213H129V212H127V211H128L127 209H129V207H130L129 203H131V202H129V201H131V200L129 199V200L127 201L128 198H126L125 195L127 194V192H128L129 190L127 191V189L125 188V189H126L125 191H127V192H125V191L123 192V193H124V196L121 194L122 190L120 191V195L116 196L117 193H115V192H116L117 189H116V190H115ZM118 189H120V187H119ZM131 189H132V190H131ZM154 189H155V188H154ZM15 190H17V191L15 192ZM32 190H33V193H32ZM48 190H47V191H48ZM60 190H59V192H60ZM123 190H124V189H123ZM196 190H197V191H196ZM27 191H29V192L31 191V193H29V192H27ZM55 191H56V190H55ZM76 191H77V192H76ZM97 191H98V192H97ZM111 191H112V192H111ZM130 191H129V192H130ZM176 191H177V192H176ZM62 192H63V193H62L63 195H64V194L67 195L66 193H64V191H62ZM65 192H66V190H65ZM110 192H111V194H110ZM2 193H3V194H2ZM13 193H14V194H13ZM44 193H45V194H44ZM112 193H113V194H112ZM118 193H119V191H118ZM125 193H126V194H125ZM5 194H7V193H5ZM25 194H24V195H25ZM33 194H34V195H33ZM37 194H39V193H37ZM43 194H44V195H43ZM95 194H94V195H95ZM172 194H173V195H172ZM50 195H51V193H50ZM57 195H58V194L56 193V196H57ZM60 195H61V194H60ZM63 195H62V196H63ZM127 195H128V194H127ZM127 195H126V196H127ZM47 196H48V195H47ZM53 196H54V191H53ZM53 196H52V197H53ZM69 196H68V197H69ZM97 196H98V195H97ZM108 196H109V197H108ZM120 196H121V197H120ZM122 196H123V197H122ZM129 196H132V195L130 194ZM133 196H134V195H133ZM133 196H132V197H133ZM48 197H49V196H48ZM48 197H47V198H48ZM50 197H51V196H50ZM64 197H66V196H64ZM71 197H70V198H71ZM104 197H105V198H104ZM111 197H113V198H111ZM124 197L126 198V201H127L128 204L125 202V200H124L125 198H124ZM4 198H5L6 200H5ZM53 198H56V197L54 196ZM101 198H103V199H101ZM108 198H109V199H108ZM110 198H111L112 200H114L115 202L112 201V200H110ZM121 198H122L123 200H122ZM181 198H182V199H181ZM40 199H41V198H40ZM85 199H86V198H85ZM116 199L122 201V203H123V205H124V208H125L126 205L128 206V208L126 209L127 211H124V213L126 214V217H125L124 213H122L124 209H122V207L119 206L120 209L117 210V211H120V215H119V216H120V218H122V219L118 218V217H119V216H118V217L116 218V221H115V222H116L117 225L120 224L121 226H120V225H119V226L115 225L114 231H113V232L110 231V233H109V231H107V228H108V226H106L107 223L105 222L106 220L108 221V220H109V217L113 214L112 211L109 209V207L111 208V206L113 207L114 205H116V206H118V205H120V204L122 205L121 201H120V204H118L119 201L116 200ZM131 199H132V198H131ZM64 200H66V198H65ZM64 200H63V201H64ZM67 200H68V199H67ZM82 200H83V201H82ZM102 200H103V202H102ZM107 200H108V201H111V203H108V207H107V209H104L103 206H105V205L107 204V203H106ZM212 200H214V199L209 200V209H206L207 211H206L205 209H204V211H202L203 208H204V207H203V208L200 210L201 212H200V211L198 210V208H197V211H199V212H198L199 214H198L197 212L193 211V212H195L194 215H196V216H193L192 213H190V214H191L190 216L193 217L192 219H196V220L198 221V223H203V224H205V225H206V223H207V225H206L207 227L215 226V224H217V220H216L215 218H213V217H214V215L216 214V211H215V210H217V209L219 208L220 203L217 202V200H215L216 203H214V201L212 202ZM91 201H92V202H91ZM95 201H96V203H94ZM40 202H42V203H40ZM113 202H114V205L112 204ZM183 202H185L186 207H184L185 204H184ZM236 202H238V201H236ZM236 202H235V203H236ZM22 203H24V205H23ZM46 203L51 204V205L53 204L52 207H51L53 212H54V210L58 207V208L55 210V212H57V210H58V214H57V216H56V214H55V215L53 214V215H54V218H53V220L49 218V220H50L49 222H48V220H46L47 217H48L49 215L47 216V215H46L47 213L45 214V210H46V212H47V210H48V212H52V211L50 210V205H49V207H48L49 209L47 208L48 205H47ZM78 203H79V202H78ZM86 203H87V202H86ZM100 203H101V204H100ZM103 203H104V204H103ZM105 203H106V204H105ZM218 203H219V204H218ZM41 204H42L43 206H42ZM94 204H95V205H94ZM110 204H111V206H110ZM131 204H133V202H132ZM189 204H190V206H189ZM195 204H196V205H195ZM210 204H211V205H210ZM216 204H217V205H216ZM236 204H237V203H236ZM14 205H15V206L17 205L18 208H17V207L14 208ZM46 205H47V206H46ZM55 205H56V204H55ZM75 205H74V206H75ZM205 205H206L205 207H207V206H208V203H206ZM221 205H223V204H221ZM238 205H240V202H238ZM12 206H13V207H12ZM19 206H20V208H19ZM41 206H42V208H44V210H43V212H44V214H43L44 218H43V217H41V218H43L44 220L42 219V221H45L46 223H45V222H40V219H41V218H39V217H38V220H39V221L37 222V220H36V218H37V217H36L37 214H36V213H33V212H35V210H36V209H34V208H37V211H39V212L41 211V212H42V209L40 210ZM96 206H97V208H95ZM106 206H107V205H106ZM106 206H105V208H106ZM188 206H189L190 208H189ZM240 206H241V205H240ZM1 207H2V208H1ZM9 207H10V209H9ZM38 207H40V208H38ZM220 207H221V206H220ZM11 208H13V209H11ZM68 208H69V209H68ZM102 208H103V209H102ZM148 208H149V207H148ZM207 208H208V207H207ZM7 209H8V210H7ZM17 209H18V211H19V209H20L19 214H20L21 212H24V211L27 212V211H29V209H30V212H31L30 215L32 216V217L30 216L31 220H29L30 218H27V220L21 222V221H19L18 219H16V218H17L16 215L18 214ZM27 209H28V210H27ZM38 209H39V210H38ZM53 209H54V210H53ZM67 209H68V210H67ZM83 209H84V208H82L81 211H82ZM87 209H88V210H87ZM94 209H95V211H93ZM96 209H97V210H96ZM108 209H109V210H108ZM111 209L113 210V208H111ZM115 209H116V207H114V213L116 212ZM131 209H132V208H131ZM10 210H11V212H10ZM15 210H16V211H15ZM33 210H34V211H33ZM65 210H67V213H66ZM79 210H80V209H79ZM101 210H102V211H101ZM107 210H108V211H107ZM145 210H146V208H145ZM194 210H195V209H194ZM37 211H36V212H37ZM83 211H84V210H83ZM89 211H91V212H89ZM100 211H101L105 216H106L107 214H108V215L105 217V216H103V214L100 213ZM109 211H110L111 213H110ZM129 211H130V209H129ZM8 212H9V213H8ZM14 212H16V213L14 214V217H16V218H13V217H12ZM25 212H24V213H25ZM39 212H38V213H39ZM55 212H54V213H55ZM69 212H71V213H69ZM72 212H73V214H72ZM97 212H98V213H97ZM204 212H205V213H204ZM1 213H2V214H1ZM61 213H62V214H65V215H63V217H62V214H61ZM88 213H91V214H88ZM92 213H94V214H92ZM184 213H185V212H184ZM196 213H197V214H196ZM207 213H209V214H207ZM210 213H212L211 216H210ZM4 214H5V215H4ZM11 214H12V215H11ZM19 214H18V215H19ZM27 214H29V212H27ZM27 214H26V217L29 216V215H27ZM34 214H36V216H35L36 218L34 217ZM40 214H41V213H40ZM40 214H38V216H39ZM49 214H50V213H49ZM51 214H52V213H51ZM59 214H60L61 216H58ZM67 214H71V216L69 217V215H67ZM85 214H87V215L85 216ZM100 214H101V215H100ZM110 214H111V215H110ZM122 214H123V215H122ZM18 215H17V216H18ZM88 215H90V217H89ZM121 215H122V216H121ZM151 215H152V216H151ZM187 215H188V214H187ZM207 215H209V218H208ZM4 216H5V217H4ZM22 216H23V214H22V215L20 214V216H19L18 218H19V219L22 218V219H20V220H24ZM40 216H42V215H40ZM45 216H46V219H45ZM51 216H52V215H51ZM64 216H66V217H64ZM67 216H68V218H67ZM80 216H82L81 219H80ZM91 216H92V217H91ZM99 216L101 217V220H102V221H100V219H99L100 217H99ZM146 216H147V217H146ZM179 216H180V218L178 217L179 220L182 219V220H180V221H183V219H185L184 214H183L182 218H181V215H179ZM212 216H213V217H212ZM2 217L4 218V222H3V220H2ZM9 217H10V218L12 217L13 219H12V218L10 219ZM33 217L35 218V220H33V219H34ZM58 217H59V218H58ZM83 217H87V218H83ZM88 217H89V218H88ZM93 217H94V218H93ZM111 217H112V216H111ZM111 217H110V218H111ZM198 217H200L199 219H200L201 221L198 219ZM8 218H9V220H11V221L14 220V219H16L17 221L14 220V221H16V223H15L14 221H12V222L10 221L11 224L9 223L8 226H7V224H4V223L9 222ZM24 218H25V217H24ZM32 218H33V219H32ZM61 218H62V219H61ZM75 218H76V219L78 218V221L80 220V222H81V221H85V223H88V225H89L88 228H87L86 226H84V225H85L84 222L82 223V226H84V228L86 227V228L88 229V231H89V230L91 231V232H90L91 235H90L89 237H88V235H87L88 233L86 234V231H85V235H87V236L84 237L85 235L81 234L84 238L80 239V237H79L80 234H78L79 232L77 231L78 229H77V228L75 227V225H74V227L77 229L76 231L78 232V233H77V235H78V236H77L78 241L75 240L76 237H75L74 235H76V234L73 235V230H74L75 228H74V227H73L74 229L72 228V226H73V224H74L73 222L76 220ZM92 218H93V219H92ZM97 218H98V220H97ZM105 218H106V220H105ZM25 219H26V218H25ZM63 219H64V220L66 219V221H69V222H66V221H65V223H64V222H63V221H64ZM71 219H72L73 221H71ZM82 219H83V220H82ZM125 219H126V220H125ZM189 219H191V218H189V216H188V219H187V217H186V219L184 220V222H185V221H186V222H185V223L181 222L180 226H181V225H184V224H186V225L189 224V226H188V225H187V226L190 227V223H187V222H189ZM192 219H191V221H192ZM214 219H215L216 221H215ZM61 220H63V221L61 222ZM87 220H88V221H87ZM103 220H104V221H103ZM206 220H207V221H206ZM26 221H27V222H26ZM32 221H33V223H32ZM52 221H56V222L58 221V222H57V223L55 222V224H53L54 222H52ZM78 221H76V222H78ZM139 221H140L141 223H140ZM193 221H194V220H193ZM202 221H203V222H202ZM204 221H206V222L204 223ZM17 222H20V223H22L23 225H21L20 223H17ZM25 222H26V223H25ZM76 222H75V224H76ZM102 222H103L104 224H103ZM119 222H121V223H119ZM210 222H211V223H210ZM228 222H229V221H228ZM12 223H13L14 225H15V224H16V225H19V224H20V225L17 226V227L15 226V229H14V226H9V225H13ZM58 223L60 224V226H61V223H64V225H62V226L60 227V226H58ZM72 223H73V224H72ZM105 223H106V224H105ZM196 223H197V222H196ZM198 223H197V224H198ZM218 223H219V222H218ZM222 223H223V222H221V224H222ZM225 223H226V222H225ZM2 224L5 225V226H3ZM37 224H38V225H37ZM65 224H66V225H65ZM77 224H80V223H77ZM77 224H76V225H77ZM83 224H84V225H83ZM193 224H195V222H193ZM1 225H2V226H1ZM27 225H28V227H27ZM30 225H32V226H30ZM42 225H44V226H42ZM86 225H87V224H86ZM186 225H184V227L181 226L180 230H177V232H178V233H182V232L184 231V232L186 233V232H187L186 230H187V228H188ZM24 226H25V228H23ZM47 226H48V227H47ZM70 226H71V227H70ZM105 226H106V227H105ZM11 227H13L12 230H11ZM33 227H34V228H33ZM104 227H105V228H104ZM3 229H4V230L7 229V230L3 231ZM8 229H9V230H8ZM46 229H45V230H46ZM48 229H49V228H48ZM92 229H93V230H92ZM129 229H132V230H129ZM148 229H149V228H148ZM183 229H184V230H183ZM43 230H44V229H43ZM172 230H173V231H176L175 228H172ZM7 231H8V232H7ZM56 231H55V232H56ZM64 231H65V230H64ZM129 231H130V232H129ZM143 231H144V230H143ZM149 231H150V233H149ZM181 231H182V232H181ZM11 232H12V233H11ZM59 232H60V233H59ZM137 232H138L139 234H137ZM153 232H154V233H153ZM2 233H3V234H2ZM63 233H64V232H63ZM69 233H70V236H71L70 239L68 238V237H70V236H68ZM82 233H83V232H82ZM129 233H130L131 236L129 235ZM131 233H133V235H134V234H135V235L133 236ZM162 233H163V234H162ZM42 234H41V235H42ZM144 234H145V235L148 234V237H149V236H150V237H151V236L154 237V238L151 237L152 239L149 238V239H150V242H149V243H151V244L153 243L152 245L155 246V247H157V248H156L157 250L155 249V247H152V249L154 248L155 251H158V252H155L154 249H153L152 251L155 252V253L152 252L153 255H152V253H150V255H152V256L154 257V258H153L154 260L156 259V261H158V259H159V262H161V264H165V262H166V259H165L166 257H164V256H165V254H164L165 251H164V250L162 251V250L160 249V247H162L163 249H165L164 246H165V243H166V242L164 241V240H165L164 232L161 231V232L157 235V232H156V231H153L152 229H149V230H146V232L144 231ZM150 234H151V235H150ZM217 234H218V233H217ZM217 234H215V236H216ZM219 234H220V235H219V241H218V239H217V241H216V238L218 237V235H217L216 237H215V236H214V237L211 236V237H213L214 239H212V238L210 237V239L213 241L215 247H216V245H221L222 243H223L222 245H225V242H226V241H227V243H229V241L231 240V239L229 240V239L226 238V240L224 241V240H223L224 238L222 239V235H221V233H219ZM62 235H63V236L65 235V236L63 237ZM138 235H139V236H138ZM153 235H154V236H153ZM156 235H157V236H156ZM159 235H160V236H159ZM11 236H9L10 239L8 238V240H10V241H14L15 239L12 240V239H11ZM27 236H28V237H27ZM27 236H26V237L29 238V235H27ZM82 236H81V237H82ZM122 236H123V237H122ZM141 236H142V235H141ZM146 236H147V235H146ZM199 236H200V237L202 236L203 239H204V238H209V235L206 236V235L201 234V235H199ZM205 236H206V237H205ZM4 237H5V236H4ZM4 237H2V238H4ZM12 237H13V236H12ZM23 237H24V236H23ZM31 237H32V236H31ZM35 237H37V236H35ZM90 237H91V238H90ZM120 237L122 238V240L120 239ZM136 237H137V239H136ZM158 237H159V239H158ZM160 237H161V238H160ZM200 237H199V238H200ZM6 238H7V236H6ZM33 238H34V237H32V238H30V239H25V241H30V240H31V241H35V242H32V246H33V244L36 243L35 238H34V240H33ZM163 238H164V239H163ZM192 238H193V237H191V238H188V237H187V238H185V240H190V239H192ZM194 238H195V236H194ZM0 239H1V238H0ZM17 239H18V238H17ZM17 239H16V240H17ZM37 239H38V238H37ZM41 239H44V238L42 237ZM47 239H44V240H42V241L45 242V240H47ZM57 239H58V240H57ZM117 239H118V241H117ZM119 239H120V241H119ZM154 239H155V240H154ZM220 239H221V244H220ZM16 240H15V242H16ZM20 240H19V242H20ZM38 240H39V239H38ZM80 240H81L82 242H81ZM133 240H134L135 242H134ZM138 240H139V242L137 243ZM153 240H154V242H153ZM222 240H223V241H222ZM3 241H4V240H3ZM10 241H9V242H10ZM17 241H18V240H17ZM25 241L22 242V243L20 242V243L22 244L21 246H23V244L25 243ZM163 241H164V242H163ZM38 242H39V241H38ZM46 242H48V241H46ZM53 242H54V243H53ZM59 242H60V241H59ZM59 242H57V243L59 244ZM117 242H118V243H117ZM125 242H126V243H125ZM128 242H129V243H128ZM20 243L17 242L16 245H14V246L11 245V247H13V248H14V247H15V248H19V247H21V246H19ZM28 243H29V242H28ZM28 243H26V245L24 244V245H25V246H23L24 251H25V249H26V254H27V252H28L29 254H31V253L34 254V252H35V256L32 255V254H31L32 256H31V255L27 256V257H26V262H25V264L27 263V259H28L29 257H32V258L35 257V259H36V258H38V257L40 256L38 253H36V250H34V249H36L35 247H32V248L28 249V246L30 245V244H29V245L27 246ZM30 243H31V242H30ZM41 243H42V242H41ZM41 243H40V244H41ZM119 243H120L121 245H119ZM123 243L125 244L124 247L122 246ZM127 243H128V244H127ZM149 243H148V245H149ZM218 243H219V244H218ZM18 244H19V245H18ZM37 244H38V243H37ZM37 244H35V245H37ZM58 244H57V245H58ZM60 244H61V243H60ZM126 244H127V246H126ZM130 244H131V246H132V247L130 246L132 249H129L130 247H128ZM132 244H133V245H132ZM136 244H138V247H137ZM151 244H150V245H151ZM47 245H48V244H47ZM50 245H48V246H50ZM76 245H77V246H76ZM112 245H113V246H112ZM116 245H117V246H116ZM222 245H221V246H222ZM8 246H9V245H8ZM26 246H27V248H24V247H26ZM110 246H111V247H110ZM125 246H126L128 249H126ZM221 246H217V247L215 248V251H216V250H219L218 252H216L217 254L220 253V250H221L220 247H221ZM29 247H31V245H30ZM40 247H41V246H40ZM40 247H39V248H40ZM116 247H117V248H116ZM135 247L137 248V250H136ZM6 248H7V247L4 248V251H7ZM9 248H10V247H9ZM37 248H38V247H37ZM123 248H124L126 251H125ZM134 248H135V249H134ZM11 249H12V248H10V250H9V254H8V257H7V258L10 259V262H12L11 259L13 260V256L15 257L16 255H18V254H15V253L18 252V251L20 250V248H19L18 250H14L15 253L11 252V251H13V250H11ZM23 249H21L22 255H21V256L18 255V258H19V257H20V258H19V259H18V258H15L13 261L16 262V261L18 260L17 262H19V260H22V261L24 260V259H22V258H25V257H22V256H23V252H24V251H22ZM31 249H33L34 252H33V251L30 252L29 250H31ZM113 249H114V250H113ZM117 249H118V250H117ZM121 249H123V250H121ZM71 250H75V249H72V248H71ZM109 250H111L112 253H111ZM159 250H160V252H159ZM4 251H3V253H4ZM38 251L40 252L41 250L38 249ZM42 251L40 252V254L43 255ZM106 251H107V252H106ZM118 251H120V253H118ZM122 251H124L123 254H124V255L126 254V256H127L128 258H127L126 256H125V257H121V256H123V254H121ZM133 251H134V252H133ZM161 251H162V252H161ZM127 252H128L129 254H130V252H132V253L135 254V255L131 256V255H132V253H131V254H130V256L132 257V258H131ZM239 252H240V251H239ZM239 252H237V253H238V254L242 253V252H240V253H239ZM11 253H12V254H15V255H10ZM18 253H20V252H18ZM49 253L47 252L48 255H49ZM107 253H108V254L111 253V254L108 255ZM113 253H114V254H113ZM117 253H118V254H117ZM20 254H21V253H20ZM37 254H38V255H37ZM58 254H59V255H58ZM116 254H117V255H116ZM119 254H121V256H120ZM127 254H128V255H127ZM138 254H137V255H138ZM6 255H7V254H6ZM9 255H10V256H9ZM44 255H43V256H44ZM52 255H53V256H52ZM56 255H55V257H56ZM62 255L65 256L66 258L64 259V257H63ZM107 255H108L109 258L107 257ZM114 255H115V256H114ZM24 256H26V255H24ZM74 256H75V257H74ZM112 256H113V258H112ZM116 256H117V257H116ZM118 256H119V259L117 260L116 258H118ZM0 257H1V256H0ZM2 257H3V256H2ZM41 257H40V258H41ZM73 257H74V258H73ZM32 258H30V259H32ZM40 258H38V260H40ZM50 258H51V259H50ZM111 258H112L113 261H115V262H113ZM120 258H121V260H120ZM125 258H126V259H130V258H131V261H132V262H130V260H126ZM5 259H6V257H5ZM42 259H41V260H42ZM66 259H67V260H66ZM89 259H90V260H89ZM106 259H107V261H106ZM163 259H164V263L162 262ZM3 260H4V259H3ZM28 260H29V259H28ZM44 260H45V261H44ZM65 260H66L67 262H66ZM109 260H111L112 262L109 261ZM124 260H125V261H124ZM1 261H2V260H1ZM31 261L33 262V264H36V263H34L35 261H33V260H30L29 262H31ZM52 261H53L54 263H53ZM105 261H106V262H105ZM120 261H122V262H120ZM133 261H134V262H133ZM17 262H16V263H17ZM23 262H24V261H23ZM29 262H28V263H29ZM32 262H31V263H32ZM36 262H37V260H36ZM98 262H100V263H98ZM107 262H108V263H107ZM231 262H233V264H234V261H231ZM231 262H230V264H232ZM4 263H6V262L4 261ZM12 263H14V262H12ZM28 263H27V264H28ZM39 263H40V261H39ZM41 263H40V264H41ZM0 264H2V262H0ZM8 264H10V263H8ZM20 264H21V263H20ZM46 264H47V263H46ZM171 264H173V262H171ZM175 264H177V263H175Z\"/></svg>","mask_w":264,"mask_h":264}]
</instances>
